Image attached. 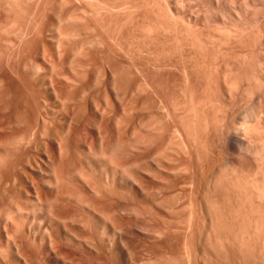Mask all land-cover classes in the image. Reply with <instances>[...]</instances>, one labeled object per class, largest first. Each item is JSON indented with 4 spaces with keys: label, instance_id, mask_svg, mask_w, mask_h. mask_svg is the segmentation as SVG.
Listing matches in <instances>:
<instances>
[{
    "label": "rangeland",
    "instance_id": "rangeland-1",
    "mask_svg": "<svg viewBox=\"0 0 264 264\" xmlns=\"http://www.w3.org/2000/svg\"><path fill=\"white\" fill-rule=\"evenodd\" d=\"M1 1V0H0ZM8 1V2H7ZM70 1V2H69ZM2 0L1 2H3V3H1L0 2V4L1 5H7V6H1V8H0V52H3V54L5 55V56H2L3 54L2 53H0V60H1V62H2V64H0V73L2 72V69H3V72L1 73V77L2 76H4V75H7L8 76V78L10 79V80H12L15 84H16V86L15 85H12L11 83H8L6 86H4V88L5 87H9V88H7V90H5V89H3V91H5V92H2L1 91V89H0V91L2 92V93H0V97H2V99L0 98V100H1V102L2 101H6L5 103L3 102V103H0L1 104V107H2V109H3V107H5L6 106V104L7 105H9V102H10V105L9 106H11V108H12V110L11 109H8V108H10L9 106H6L4 109H6V110H4L3 109V111H4V113H2V109H1V107H0V120L2 121V122H5V121H3L2 120V118H4V116H5V118H7V120H6V122H5V125L7 126L8 125V121H10V119L12 118V120H11V123H10V125L12 124V121L14 122L11 126H14V128L12 129L11 128V126L9 127L8 126V128H7V131H9V132H7V131H5V132H3L2 134H0V143H2V141L4 140V142L2 143V144H0V146H3L4 144H5V146L7 147V148H5V147H0V156H7L6 154H8V153H10V157H8L9 158V160H8V158L6 157V160L5 161H3L5 158H3V157H0V159L2 158L3 160H0V164H1V162L2 163H4V164H2V165H0V169L2 170L3 169V171H6L5 172V174H4V172L3 171H0L1 173L3 172V174H4V176H5V178L6 179H2V178H4V177H2L3 175L0 173V180L2 179V181L4 180V182H5V180L8 182V178L6 177V174L9 172V170L15 165V163H17L18 162V159H20V155L22 154V152L24 151V154H26V160L27 159H29V156H31L30 158H32V159H29V160H32V161H35L36 160V162L37 163H39L38 165H41V167L43 168V170H44V168H45V171H47V172H49V170H50V173H52V172H55L56 170H57V172L58 173H61L63 170L65 171L64 172V174L63 173H61V175L63 176V175H65L66 177H62L63 179L64 178H67V176L68 175H74V176H76L78 179H79V182L81 183H84L85 185H88V183L90 184V182H87V181H90V180H92L91 178H90V176L94 179V181L96 182L97 181V184L95 183V182H93V181H91V184L93 185V186H90L91 188L93 187L94 189L95 188H99L100 190H98V189H96V190H98V191H100L101 193H102V191L101 190H103V192L106 194V195H109L110 193H113L112 192V188L111 189H109V188H106V187H103V185H102V183H99L98 182V180H96V174L97 175H99V173L100 172H102V171H104V172H106V171H108V173L111 171V168H112V166H114L115 164H117V166H119L121 163V165L120 166H122V167H120L119 166V170H120V174H121V172H122V170H121V168L123 169V173H122V177H121V182H120V187H119V193H120V196H118V199H119V204H121L120 206L123 208V207H125V209L123 210L121 207H120V209H122V210H120L121 212L123 211V213H121L122 214V217H121V214H120V217H118V218H120L121 219V221H118L117 222V226L120 224V226H118L119 228H122L121 230H123L122 231V234H120L118 237H120L119 238V250H117V251H114L113 250V252L112 251H110V252H108L107 254L106 253H99V252H96V251H93V250H91V249H89L88 247H83V246H81L80 247V245H79V243H80V241L79 240H76V239H74L73 241H66V240H64L63 242L65 243V246L63 247V248H65V250H66V254H68V256H64L65 258H67V257H71V258H67V262H66V264H70V261H72V262H75L76 264L77 263H79V264H105V263H103L102 261L104 260V262H106V263H108V264H112V260L110 261L109 259L111 258V259H113L114 260V262L113 263H116V264H156V263H161V264H163L162 262L163 261H165L166 260V262H164L165 264H178V263H180V264H183V263H181V262H183L185 259H186V256H187V258H188V256H190L191 254V257L192 256H197L195 253H197L198 251H200V255H198V258L195 260L193 257V259L190 257V259H191V261H190V259H188V261H187V259L185 260V263L186 264H197V263H199V262H202L204 259V257H206V259H207V255L209 254V256L211 255V257L213 256V252H214V254H215V252L217 253V250H219V247L218 248H213V246L212 245H214V246H217L218 244L219 245H221L222 246V244L221 243H219L220 241H217L216 240V238L217 239H219V237L222 239L223 237L222 236H226L227 234V232H226V230H224L225 228H228V227H226V225H225V228L223 227L222 229L220 228L219 229V224L217 225L218 226V229H219V231L220 230H222V232H219L218 231V229H217V231L219 232V234L217 233L216 234V228L214 229V227H216V226H212L213 224H211L210 222H203V223H199V224H194V223H191L190 224V221H188V223L189 224H187L186 222H184V223H182V222H180V223H182L181 225H180V223H178L177 222V220H175V221H173L172 219L170 220V218H168V216H167V213H166V203H164L166 200H165V198H164V196L162 197L161 196V194H160V192L162 191V194H165L166 192H164L165 190H164V186H165V184H166V181H164V183H163V179L162 180H157V178L159 177V176H155V174H153V172H152V160H154V156H153V154L156 156L158 153H160V152H158V151H161L162 149H164L165 148V146H166V148L164 149V153L162 152V154H160V156H163V158L161 159V158H159L158 160H160V161H163V159H165L164 157H165V155H167L168 156V154H169V157H172V156H175L174 158H176V157H180V155L182 154V156H183V158H186V153L188 152V151H190V152H188L187 154V156H189V154H191V156L193 155V159L192 160H196V158H197V161H199V159L198 158H200V157H202L200 160H202V159H204V163L205 164H208V163H210V162H212L211 160H216V159H221L222 158V156H224V152H223V148H222V146L220 145L221 144V142H220V144H218V138H217V136H218V134L221 132V130H223L222 129V127L224 126L225 128L227 127V124L228 125H231L232 124V118H233V116H234V114H235V112L233 111V110H237L238 108H236V106L238 105V103H239V105L241 104V105H246V104H248L247 102H248V100H249V97L247 96V95H245V94H247L245 91H244V93L245 94H243L242 92H243V90H246L247 89V86H248V83H249V81L247 82V75L248 76H251V74L253 73V71H254V67L253 66H255L254 65V63L252 62V60L254 61V58H255V55H254V53H251V54H249L248 56H246L247 57V61H244V62H242V63H239V62H234L233 61V59H234V57L236 58L237 57V54L238 55H240L239 53H237V54H235L234 55V53H230L229 55L227 54V59L229 58V56H230V58L232 57V54H233V58L232 59H230L229 58V61H227V59H225V57H224V59L225 60H223L222 59V57H223V55H218V52H216V47L217 46H224L226 43H228V44H226L225 46H230V47H239V46H241V47H248L249 49H255V48H262V49H264V41L261 39L262 38V34H264V32L262 31V30H264V28H262V23L261 22H258V25L256 24V27L254 26L253 27V29H251V31L252 32H250V30L247 32H243V33H238L235 29H236V23L237 22H235L236 20H235V16H233L234 14H233V12L231 11V9L230 8H227L224 4H223V0H118V1H116V0H98L97 2H96V0H88L89 2L87 3V1H85V2H82L81 0ZM84 1V0H83ZM99 1H102L101 3L99 2ZM138 1V2H137ZM151 1V2H150ZM183 1V2H182ZM190 1V2H189ZM218 1H220L219 2V4L217 3ZM9 4H7V3ZM12 2V3H11ZM17 2V3H16ZM61 2H65V3H67V5L68 4H72V2H74L75 4L73 5V6H69V7H67V8H69V9H67L66 8V5H65V3L63 4L64 5V7H65V11H66V13H64L63 11H64V7L63 6H61L62 5V3ZM93 2V3H92ZM99 3V4H97L98 5V7H99V5H100V8L102 7V5H103V2L104 3H106V4H108V5H106L105 4V6L103 7V8H105V9H103V8H101V10H100V8L96 11V12H94L93 11V9L94 8H98L97 7V5H96V3ZM108 2V3H107ZM128 2V3H127ZM132 2V3H131ZM222 2V3H221ZM236 2H238V3H236ZM236 2H234V3H232V5L233 6H231L232 8H235V7H237L238 6V4H239V1H236ZM21 3V4H20ZM81 3V4H80ZM86 3V4H85ZM117 3V4H116ZM122 3H123V5H122ZM177 3H185L184 5H186V6H184V7H186V8H184L183 7V9H185V10H177ZM60 4V5H59ZM92 4V5H91ZM96 6V7H94V5ZM111 4V5H110ZM132 6H131V5ZM176 4V5H175ZM178 4V5H179ZM191 4V5H190ZM87 5H89V6H87ZM121 5V6H120ZM114 8H113V7ZM130 6V7H129ZM135 6V7H134ZM218 6V7H217ZM2 7H4V8H2ZM54 7V8H53ZM63 7V8H62ZM75 7H77L78 9L76 10V8ZM88 7H90V8H88ZM107 7V8H106ZM112 7V9H108V8H111ZM122 7H123V9L125 10H123L122 9ZM127 7V8H126ZM75 8V12L76 13H78L77 15L80 17V16H82L81 18H79V17H77V20H75L74 18H72V20L71 19H68V16H69V14H70V18H71V15H72V17H76L77 15H75V13L73 12V13H71L72 11H74L73 9ZM83 8H85V10L83 9ZM129 8V9H128ZM131 8V9H130ZM188 8V9H187ZM220 8V9H219ZM224 8V9H223ZM55 11V12H53V10ZM59 9V10H58ZM71 9V10H70ZM80 9H82V11L85 13V11H87L86 9H88L89 11H87L86 12V14H84L83 12H80L81 10ZM92 11H91V10ZM116 9V10H115ZM121 11H119V10ZM141 9V10H140ZM192 9V10H191ZM60 10H63V11H61V13H62V16L63 17H61L60 16ZM102 10H104V12H106V13H104ZM106 10V11H105ZM129 10H130V12H129ZM132 10V11H131ZM225 10V11H224ZM71 11V12H70ZM98 11H102V15L103 16H100L101 14H98L97 12ZM216 11V12H215ZM227 11V12H226ZM113 12V13H112ZM115 12V13H114ZM133 14H132V13ZM181 12V13H180ZM99 13H101V12H99ZM104 13V14H103ZM108 13H110V14H108ZM112 13V14H111ZM117 13V14H116ZM122 13V14H121ZM127 13V14H126ZM204 13H205V15H204ZM214 13V14H213ZM228 13V14H227ZM47 14H49V16L47 15ZM55 14V15H54ZM67 14V15H66ZM73 14H74V16H73ZM99 16H98V15ZM156 14V15H155ZM173 14V15H172ZM221 14L223 15V16H221ZM47 15V16H46ZM96 15V16H95ZM105 15H107V16H105ZM114 15V16H113ZM182 15V16H181ZM230 15V16H229ZM60 16V17H59ZM89 16H91V17H89ZM118 16V17H117ZM141 16V17H140ZM46 17L48 18V20H46ZM57 17V18H56ZM95 17V18H94ZM106 19H105V18ZM114 17H115V20H114ZM138 17V18H137ZM206 17V18H205ZM222 17H224L223 19H222ZM58 18H60V19H58ZM61 18H63V20H61ZM68 19L69 20V22H68V20L67 21H65L66 19ZM100 20H99V19ZM133 18V19H132ZM174 18V19H173ZM177 18V19H176ZM232 20H231V19ZM110 19H112V20H110ZM226 19H228V20H226ZM234 19V20H233ZM61 21V23L63 24V25H61L60 26V22H58V21ZM71 20V21H70ZM75 20V21H74ZM105 20V21H104ZM137 20V21H136ZM178 20H179V22H178ZM207 20V21H206ZM224 20V21H223ZM47 21V22H46ZM117 21V22H116ZM161 21V22H160ZM163 21V22H162ZM180 21H182V22H180ZM185 21H186V23H185ZM58 22V23H57ZM67 22V23H66ZM133 24H132V23ZM161 24H160V23ZM184 22V23H183ZM207 22V23H206ZM44 23V24H43ZM116 23V24H115ZM234 23V24H233ZM58 24V25H57ZM127 24V25H126ZM229 24V25H228ZM44 25V26H43ZM55 25H57V26H55ZM115 25V26H114ZM123 25V26H122ZM126 25V26H125ZM227 25V26H226ZM225 26V27H224ZM232 26V27H231ZM53 27V28H52ZM55 27H59V29L58 28H55ZM231 27V28H230ZM260 27V28H259ZM118 28V29H117ZM225 28H226V30H225ZM57 29V30H56ZM61 29V31H59ZM81 29V30H80ZM219 29V30H218ZM222 29V30H221ZM84 30V31H83ZM169 30V31H168ZM215 30V31H214ZM58 31V32H57ZM79 31V32H78ZM134 31V32H133ZM216 31H218V32H216ZM41 32V33H40ZM63 32V33H62ZM65 32H67V33H73V34H68V35H71V36H65L67 33H65ZM77 33L76 35L74 34V33ZM81 32V33H80ZM120 32V33H119ZM165 32V33H164ZM223 32V33H222ZM228 35V37H230L229 36V34H232V35H236L237 33V35L238 36H233V37H238V40H237V38H236V40L232 37V35H231V37H230V39H231V44H230V40L228 41L227 39H229V38H227V36L225 35V33ZM229 32V33H228ZM232 32H234V34L232 33ZM263 32V33H262ZM40 33V34H39ZM52 33V34H51ZM62 35H64V36H60L61 34ZM79 33H80V35H79ZM123 33V34H122ZM213 33V34H212ZM44 34V35H43ZM59 34V35H58ZM94 34V35H93ZM116 34V35H115ZM121 36H120V35ZM127 36H126V35ZM221 34H224L226 37H224V35H221ZM245 34V35H244ZM256 34H258V35H256ZM73 35H74V38H73ZM97 35V36H96ZM115 37H114V36ZM119 35V36H118ZM158 35V36H157ZM60 36V37H59ZM77 36V37H76ZM101 37V39H103L104 38V41H106L107 43L105 44V42H103V40L101 41L100 40V37ZM118 36V37H117ZM124 36V37H123ZM136 36V37H135ZM36 37H38V38H36ZM59 37V38H58ZM68 37V38H67ZM99 37V38H98ZM114 38V39H112V38ZM126 37H128V38H126ZM219 38V39H217V38ZM222 37V38H221ZM34 38V39H33ZM42 38H43V40H42ZM53 40H52V39ZM64 38H65V40H64ZM95 38V39H94ZM111 38V39H110ZM116 38V39H115ZM119 40H118V39ZM130 38V39H129ZM223 38H224V40H226V41H228V42H226V41H224L225 42V44L223 45V44H221V43H223V42H221V40L220 39H222L223 40ZM227 38V39H226ZM240 38V39H239ZM243 38H245V39H243ZM68 39V40H67ZM109 39H110V41H109ZM126 39V40H125ZM259 39H260V41H259ZM6 40V41H5ZM36 40V41H35ZM45 40V41H44ZM59 40H61V42H62V40H63V43H61ZM84 40V41H83ZM87 40V41H86ZM90 40H92V41H90ZM93 40H94V42H93ZM97 41V43H96V41ZM98 40L100 41V42H98ZM117 40V41H116ZM121 40V41H120ZM201 40V41H200ZM251 40V41H250ZM5 43H4V42ZM10 43H9V42ZM86 41V42H85ZM90 41V42H89ZM128 41V42H127ZM133 41V42H132ZM9 44H8V43ZM34 42V43H33ZM58 42H59V44H58ZM85 43V44H82V43ZM87 42L88 43H90V44H87ZM93 44H92V43ZM116 42V43H115ZM218 42V43H217ZM219 42H221V43H219ZM46 43V44H45ZM102 43V44H101ZM130 43V44H129ZM194 43V44H193ZM215 43V44H214ZM234 43V44H233ZM242 43V44H241ZM263 43V44H262ZM7 44V45H6ZM58 45V46H57ZM215 45V46H214ZM217 45V46H216ZM233 45V46H232ZM4 46V47H3ZM188 48H187V47ZM194 48H193V47ZM263 46V47H262ZM9 47H10V50H9ZM182 47H183V50H184V48H186L185 49V51H183V52H185V53H182V51H181V49H182ZM189 47H190V49H189ZM214 47V48H213ZM3 48V50L1 51V49ZM181 48V49H180ZM199 48V49H203V51H204V48L206 49V51H208L209 50V52H208V57H207V52L205 51V55L203 54V51L201 52V50H197V49ZM207 48H208V50H207ZM45 49V50H44ZM179 49H180V51H179ZM196 49V51L195 52H197V54L194 52V50ZM213 49V50H212ZM193 51V52H190V51ZM171 51H173V52H171ZM188 51V53L187 54H189V56L186 54V52ZM199 51V52H198ZM211 51H213V52H211ZM215 51V52H214ZM5 52V53H4ZM177 52H179L180 54H178ZM9 53V54H8ZM45 53V54H44ZM176 53V54H175ZM194 55V57H196V55H197V57H196V59L199 57L200 58V60H199V58L196 60L195 58V60L197 61H195L194 59H193V56H192V54ZM200 53H202V57H201V55H200ZM211 53V54H210ZM215 53L217 54V55H215ZM178 54V56H175L174 57V55H177ZM182 54H183V56H187L188 57V60L189 61H193L192 63L194 64V65H197L198 67H199V71H196L197 69H196V67L197 66H193V68H194V71H195V73H194V71H193V68L192 67H189V65H190V62L189 63H187L188 61H184V63H183V59L182 58H184L183 56H182ZM9 55V56H8ZM226 55V54H225ZM218 56V58H219V60H220V57L219 56H221V62L220 63H216V57ZM5 57V58H4ZM9 59H8V58ZM11 57V58H10ZM106 57V58H105ZM179 57V60L180 61H178V58ZM204 57V58H203ZM213 57V59H215V61L213 60V59H211ZM254 57V58H253ZM105 58V59H104ZM170 58L171 59H173V58H175V59H173V60H170ZM181 58V59H180ZM203 58V59H202ZM206 58L208 59V60H206ZM250 58V60H248ZM17 59V60H16ZM27 59V60H26ZM33 59V60H32ZM186 59V58H185ZM204 59H205V62H204ZM211 59V60H210ZM16 60V61H15ZM22 60V61H21ZM109 60V61H108ZM168 60V61H167ZM182 60V61H181ZM187 60V59H186ZM198 60L203 64V63H205V64H207V65H205L204 66V68H201L200 66H199V62H198ZM211 61V63H212V67L214 68H217L219 65V75L220 76H217L218 74H217V69L215 70V68L212 70L213 71V73L210 71V68H211V63H210V61ZM34 63H33V62ZM88 61V62H87ZM94 61V62H93ZM112 61V63H110ZM174 61V62H173ZM196 62V64H195V62ZM222 61H226L225 62V64L227 63V62H230L231 64H229V66H233V68H235V70L233 71V72H230L229 73V75L227 74V73H225V72H223V70L221 71V64L223 65V68L222 69H225V64H223L224 62H222ZM250 61H251V63H250ZM0 62V63H1ZM11 62V63H10ZM16 62H17V70H14V69H16V66H14V63L16 64ZM21 62V63H20ZM26 62H29V64H28V66H27V64H26ZM32 62V63H31ZM99 62V63H98ZM157 62V63H156ZM165 62H166V64H165ZM167 62H171V64H167ZM209 62V63H208ZM217 62H219V61H217ZM246 62V63H245ZM8 63V64H7ZM9 63L11 64V68H12V66H14L13 68H12V70H14V72L13 71H11L10 69L11 68H9L10 66H9ZM37 63V64H36ZM86 63V64H85ZM97 63V64H96ZM109 65H108V64ZM178 63H179V65H178ZM183 63V64H182ZM188 65H187V64ZM191 63V66L193 65ZM200 63V64H201ZM256 63V62H255ZM13 64V65H12ZM18 64H21V69L18 67V66H20V65H18ZM33 64V65H32ZM84 64V65H83ZM88 64H89V68L87 67L88 66ZM94 64V65H93ZM104 64V65H103ZM162 64V65H161ZM178 65V67L180 68H175V66L174 65ZM184 64H185V66H184ZM214 64H215V66H214ZM237 64V65H236ZM6 65V66H5ZM9 67H8V66ZM25 65V66H24ZM37 65V66H36ZM41 65V66H40ZM82 65L84 66V67H86V68H84V67H82ZM160 65V66H159ZM164 65H166V66H164ZM169 65V66H168ZM171 65H173V67L175 68V69H173L172 68V66ZM177 65H176V67H177ZM209 65V66H208ZM216 65H218L217 67H216ZM239 65V66H238ZM27 66V67H26ZM30 66V67H29ZM35 66V68H33ZM96 66V67H95ZM105 66V67H104ZM109 66V67H108ZM168 66V67H167ZM183 66V67H182ZM188 66V67H187ZM235 66V67H234ZM3 67V68H2ZM29 67V69H27ZM37 67V68H36ZM93 67V68H92ZM95 67V68H94ZM182 67V68H181ZM202 67H203V65H202ZM205 67H207V68H209V69H207L208 71H210V72H208L207 70L205 71ZM237 67H243V69H239L240 70V72H242L241 73V76H239V74H238V71H237ZM39 68V69H38ZM185 68H188L186 71H185ZM189 68H190V70H189ZM30 69H31V71H30ZM35 69H37V71L36 72H34L35 71ZM105 69V70H104ZM177 69V70H176ZM202 69V70H201ZM246 71H245V70ZM34 70V71H33ZM40 70V71H39ZM94 70V71H93ZM165 70H167V71H165ZM170 70H172V71H170ZM180 70H182V71H180ZM183 70H184V72H183ZM203 70L205 71V73L203 72ZM18 71H21V72H19L18 73ZM30 71V72H29ZM86 71H87V73H86ZM112 71V72H111ZM174 71V72H173ZM177 71V72H176ZM191 71V72H190ZM201 71H202V74H201V76L202 75H204V76H202L203 78H201V76L199 77V79H198V75H200L199 74V72L201 73ZM216 71V72H215ZM245 71V72H244ZM5 72V73H4ZM15 72H16V76H15ZM23 72V73H22ZM39 72V73H38ZM41 72V73H40ZM86 73V75L84 74V75H82L83 73ZM93 72V73H92ZM108 72V73H107ZM157 72H158V74H160V72H161V76L160 75H158L157 74ZM180 72H183L184 73V75L183 74H181ZM186 72V73H185ZM188 72H190V74H192V75H194V76H192V75H190V77H192L191 79V81H190V78H188L189 80H187V75H188ZM193 72V73H192ZM207 72L209 73L208 75V77H207ZM217 74V75H215V73ZM234 72L238 75V76H236L235 74H234ZM21 73H22V75H21ZM107 73V74H106ZM169 73H170V79L169 80H171V83H169L168 81V76H169ZM174 73V74H173ZM196 73H197V76H196ZM232 73V74H231ZM248 73V74H247ZM17 74H19L20 76H22V77H20V76H17ZM41 74V75H40ZM106 76H105V75ZM187 74V75H186ZM223 74H227V75H225V76H223ZM235 75V79H234V76H231V75ZM246 75V76H242V75ZM25 75V76H24ZM49 75H51V76H53V77H51V76H49ZM157 75V76H156ZM167 75V76H166ZM178 75V76H177ZM14 76V77H13ZM44 76H45V78L46 79H43L44 78ZM49 76V77H48ZM66 76L68 77L67 78V80L65 79L66 78ZM83 76V78H82V80L80 79L81 77ZM84 76H87V77H85L84 78ZM110 76V77H109ZM210 76H211V78H210ZM223 76V77H222ZM227 76H231V79L230 80H232V82L234 81H236L237 80V82H239L238 84H237V82H235L236 83V85L239 87H241V90H240V87L238 88L237 86H235V90L237 89V91H239L240 90V92H237V95H236V92H235V95H233V96H235V98H232L233 96H232V94H234L233 92H232V94H230L228 91H229V85H231V83H229L228 81H224V80H227V78L226 79H224L225 77H227ZM1 77H0V79H1ZM93 77V78H92ZM158 77V80L156 79ZM160 77H162V78H160ZM172 77V78H171ZM176 77V78H175ZM181 78V80L180 79H177V78ZM184 77V78H183ZM185 77H186V79H185ZM204 77L206 78V79H204ZM220 77H221V79H220ZM232 77H233V79H232ZM238 77V78H237ZM240 77V78H239ZM245 78L246 77V79L245 80H242V78ZM19 78L21 79V80H19ZM39 78V79H38ZM53 80H52V79ZM73 80V82H71L72 80ZM88 78V79H87ZM155 78V82L154 81H152L153 79ZM166 78V79H165ZM194 78V79H193ZM196 78V79H195ZM211 79V81L210 80H208V79ZM217 78L219 79V81L217 80ZM30 81H29V80ZM56 79V80H55ZM77 79V80H76ZM80 79V80H79ZM161 79H163L162 81H161ZM239 79H240V81H239ZM50 80V81H49ZM52 80V81H51ZM55 80V81H54ZM69 80H71V81H69ZM87 80V81H86ZM113 80V81H112ZM114 80H116V81H114ZM168 80V81H167ZM194 80H195V83L196 84H198L197 86H195L196 84H194V86H193V83H194ZM197 80V81H196ZM199 80H200V82H199ZM201 80H203V81H201ZM220 80H221V84H222V86L220 85V87H223V91L221 92V91H219V85L218 84H220L219 82H220ZM23 81V82H22ZM25 81V82H24ZM56 81L58 82V83H56ZM78 81V83L80 84H78V83H75V82H77ZM112 81V82H111ZM160 82V83H158V82ZM164 81H166V83H164ZM181 81V82H180ZM185 81V82H184ZM191 83H190V82ZM243 81V82H242ZM247 82V83H245V87H244V82ZM28 83V82H30V83H28V84H26V85H28L27 87H29V88H26V85L24 84H22V83ZM52 82H54V83H56L55 85H51V84H53ZM96 84H95V83ZM154 82V83H153ZM175 82V83H174ZM188 82V83H187ZM193 82V83H192ZM198 82V83H197ZM227 82L229 83V85L227 84ZM233 82V83H234ZM47 83V84H46ZM92 83V84H91ZM102 83V84H101ZM114 83V84H113ZM173 83L175 84V85H173ZM180 83V84H179ZM191 84L190 86V88H189V86L187 87L186 86V84ZM199 83H200V85H199ZM212 83V84H211ZM224 83V84H223ZM234 83V84H235ZM260 83V82H259ZM44 84V85H43ZM83 84V85H82ZM99 84V85H98ZM159 86H158V85ZM165 84V85H164ZM167 84H170L169 86L171 87V89L168 87V85ZM177 84H179V85H177ZM183 85V87L182 86H180V85ZM206 84H208V85H206ZM218 86H217V85ZM228 85V87H227V85ZM20 85V86H19ZM70 85V86H69ZM89 85V86H88ZM91 85H92V87H91ZM98 85V86H97ZM114 85L116 86L115 88H117V89H113V87H114ZM155 85H157V86H155ZM167 85V86H166ZM203 85V86H202ZM259 85H261V83L259 84ZM11 86V87H10ZM33 86H35V87H33ZM56 86V88H54ZM78 86V87H77ZM81 88H80V87ZM84 86V87H83ZM96 86V87H95ZM179 86V87H178ZM186 86V87H185ZM207 86V87H206ZM210 86V87H209ZM49 87V88H48ZM72 87H74V88H72ZM76 87H77V90H78V88L80 89V92H79V90L77 91V92H79V93H74V94H76V96H74L73 94H71V92L73 91V90H75L76 91ZM86 87H90V88H87V91L85 90L86 89ZM176 87H178V89L179 90H177V88ZM180 87H181V90L183 91V93H182V91L180 90ZM185 87V88H184ZM232 87H233V84H232ZM243 87V88H242ZM30 88H31V90H32V88H34V91H35V93H37V94H35L34 93V91L32 90H30ZM54 88V89H53ZM69 88V89H68ZM82 88H84L83 90H84V92H83V94L85 93V91L86 92H88L87 94H84V96L85 95H88L87 96V98L85 97V99L83 98V100L81 99L80 100V96H81V98H82ZM92 88H94V89H92ZM155 88V89H154ZM157 88V89H156ZM176 88V89H175ZM184 88V89H183ZM187 88V89H186ZM189 88V89H188ZM216 88H218V89H216ZM10 89V90H9ZM56 89V90H55ZM65 89V90H64ZM170 89V90H169ZM239 89V90H238ZM28 90H30L31 92H29ZM58 90H59V93H58ZM71 90V91H70ZM95 90V91H94ZM117 90V91H116ZM175 90H176V92H175ZM188 90V91H187ZM249 90V89H248ZM11 91V92H10ZM18 91V92H17ZM64 91V92H63ZM90 91V92H89ZM92 91V92H91ZM126 91V92H125ZM185 91V92H184ZM7 92V94H3V93H6ZM14 94H13V93ZM25 92V93H24ZM61 92H63L62 94H64V95H62V96H60L61 95ZM74 92V91H73ZM72 92V93H73ZM175 92V93H174ZM186 92H187V95H186ZM215 92V93H214ZM10 93V94H9ZM17 93V94H16ZM30 93V95L31 96H29L28 94ZM35 94V96H36V98H37V100H34V99H36L35 98V96H34V94ZM56 93H57V95L58 94H60L59 96L62 98L61 100H64V103L66 104L67 102H65L66 101V99L65 98H67L66 96H68V99H70L69 98V96H72L73 95V97H75L77 100H80V101H77L76 99H74L73 97H71L72 99H71V101L69 102V103H67V106L66 107H64L63 106V104H62V102L63 101H61L60 100V97H59V99H58V97H57V95H56ZM93 93V94H92ZM115 93H117L118 94V96H117V94H115ZM132 93V94H131ZM170 93V94H169ZM180 93V94H179ZM190 93V94H189ZM226 94V95H228L227 96V99L228 100H226V101H224L223 102V99H222V95L223 94ZM239 93V94H238ZM8 94H9V97H8ZM12 94H13V96H12ZM25 96V98L23 97V95ZM70 94V95H69ZM81 94V95H80ZM111 94V95H110ZM245 95V96H242L243 97V100H242V98L240 97V95ZM5 95V97H3ZM30 97V99H32V100H30L31 102H32V104H30L31 102L28 100V97ZM32 95H33V97H32ZM56 95V96H55ZM92 95H93V97H92ZM100 95V96H99ZM118 97V99H116L117 97ZM174 95H176V96H174ZM221 95V96H220ZM230 95H231V97H230ZM110 96V97H109ZM193 96V97H192ZM247 96V97H246ZM264 91H263V94H262V97H261V99L263 98L264 99ZM7 97V98H6ZM11 97H12V99H11ZM15 97V98H14ZM39 97V98H38ZM43 99H42V98ZM122 99H121V98ZM187 97V98H186ZM192 97V98H191ZM247 99H245V98ZM24 98V99H23ZM92 98H95V99H92ZM131 98V99H130ZM175 98V99H174ZM216 98H219V100L218 99H216ZM241 98V99H240ZM260 98V97H259ZM257 99V104L258 105H260L259 104V102H260V100L261 99ZM4 99H6V100H4ZM10 101H9V100ZM26 99H27V101H26ZM40 100V104H42V107H38V105H40L37 101H39ZM47 101H46V100ZM57 99V100H56ZM67 99V100H68ZM113 99V100H112ZM170 99V100H169ZM179 99V100H178ZM194 99V100H193ZM235 99V100H234ZM238 99V100H237ZM263 99H262V101H263ZM9 102H8V101ZM17 102H15V101ZM23 100V101H22ZM72 100H74V101H76V105H75V103H74V101H72ZM87 100H88V102H87ZM95 100V103H96V105L98 106V104L102 107V109H100L101 107L100 106H98L99 108H96V106H95V104H94V101ZM97 100V101H96ZM121 100V101H120ZM229 100H231V102L229 101ZM235 101V102H237V103H233V101ZM237 100V101H236ZM246 100V101H245ZM259 100V101H258ZM12 101V102H11ZM22 101V102H21ZM28 101H29V104H27L28 103ZM45 101V102H44ZM55 101H56V103H55ZM61 101V102H60ZM84 101V102H83ZM177 101V102H176ZM194 101V102H193ZM219 101V102H218ZM240 101V102H239ZM245 102L244 104H242V102ZM8 102V103H7ZM18 102H19V104H18ZM21 102V103H20ZM27 102V103H26ZM169 102H171V103H169ZM173 102V103H172ZM218 102V103H217ZM220 102H221V104H220ZM264 102V101H263ZM37 103V104H36ZM48 103L50 104V105H48ZM55 103V104H54ZM59 103V104H58ZM93 103V104H92ZM101 103V104H100ZM168 103V104H167ZM175 103H177L176 105H175ZM184 103V104H183ZM191 103V104H190ZM194 103V104H193ZM225 103V104H224ZM231 103V104H230ZM234 104V106H233V104ZM250 103V102H249ZM12 104H13V106H12ZM21 104V105H20ZM54 104V105H53ZM77 104H79V105H77ZM83 104V105H82ZM229 106H227V105ZM236 104V105H235ZM19 105V106H18ZM31 105H32V108H31ZM46 105H48V106H46ZM59 105V106H58ZM69 105H71L70 106V110H69V112L67 113L66 112V109H68L67 107H69ZM82 105V106H81ZM89 105V107H88V112H87V110H86V115H84L85 114V109L87 108L86 106H88ZM105 105V106H104ZM107 105V106H106ZM171 105V106H170ZM175 105V106H174ZM216 105V106H215ZM222 106V108L223 109H221V106ZM231 105V106H230ZM239 105H238V107H239ZM263 105H264V103L262 104V107H263ZM15 106H17V108L15 107ZM20 106H21V108H20ZM47 107V108H45V109H47L48 110V112H47V110L45 111V109L43 108V107ZM55 106V107H54ZM73 106H75L76 108L77 107H82V109H83V106H85L84 107V109L82 110V111H84L83 113H82V111H81V114H80V116L82 117V119H80L79 120V122H77L78 121V116L77 115H79V111H78V114L76 115L75 114V112L78 110V109H80V108H77V109H75V110H73L75 107H73ZM109 106V107H108ZM173 106V107H172ZM177 106V107H176ZM224 106L226 107V108H229V110L228 109H226V108H224ZM24 107H27L26 109H27V111H28V113L26 114V112L27 111H24V110H26V109H24ZM51 107V108H50ZM62 107H64L65 108V111H64V108H62ZM104 107H105V110H104ZM156 107V108H155ZM176 107V109H174ZM191 107V108H190ZM192 107H193V109H192ZM194 107H195V109H194ZM230 107H231V111H230ZM235 109H234V108ZM13 108H14V110H13ZM20 108V109H19ZM28 108H30L29 110L31 111H29L28 110ZM54 108H56L55 110V112L53 113V109ZM60 108H61V111H62V109H63V113H61V111H60ZM153 108V109H152ZM165 108V109H164ZM23 109V110H22ZM33 109V110H32ZM44 109V110H43ZM100 109V110H99ZM169 109V110H168ZM174 109V110H173ZM191 109H192V111H193V113H191L192 111H191ZM8 110V114H7V112H5V111H7ZM20 110H21V112H20ZM36 110L37 111H39V110H42L41 112H42V114L43 113H45V112H47V113H49L50 114V116L52 117H50V116H47V113H45V115L43 114H41L40 115V111L38 112L39 113V115H40V118H42V119H44V120H46V119H48L49 117H50V119H52L51 121H53V117H54V119L56 118H58L57 120L55 119L54 120V122L53 123H55L56 121V123L55 124H57V125H53L52 126V123H51V121H50V119H49V121H48V123H49V125L47 124V120L45 121V123L49 126V128H48V130L50 129V127L52 126V128L50 129V132L45 128L44 129V132H43V134H42V136L43 135H45L46 134V131L45 130H47V132H49L50 134H48V137L47 136H45V140L47 139V142L49 141L50 143V146H52V148L46 143V146L49 148H51L52 150V153H51V155L50 156H53V154H54V157L55 158H57V159H55L54 161L52 160V159H54V157L52 158H49L50 156H49V152H50V148H49V150H48V148L45 146V141H44V137L42 138V137H40V139H38V141L37 140H35L34 139V137H32L31 135L32 134H28V135H30V136H28L27 135V137H26V132L25 131H27L28 133H30V132H33V127H31L32 126V124H30L29 126L31 127H29V130H28V123H32L33 121H31V119L32 120H34L35 119V114H34V112H36ZM96 110H97V112H96ZM161 110H163V111H161ZM175 110H177V112L175 111ZM183 110V111H182ZM194 110H195V112H194ZM221 110H222V112L223 113H225L226 111V113L225 114H222V112H221ZM224 110V111H223ZM68 111V110H67ZM73 111H75V112H73ZM103 113V111H107V114L108 115H103V114H101V112ZM176 113H175V112ZM186 111H188V112H186ZM191 111V112H190ZM196 111H198V112H196ZM229 111V112H228ZM25 112V113H24ZM33 112V113H32ZM58 112H60V113H58ZM170 112V113H169ZM232 112H233V115H232ZM10 113V114H9ZM12 113H13V115H12ZM17 113H19L18 115H19V117L17 116ZM57 113H58V115H57ZM99 113V114H98ZM167 113V114H166ZM188 113H190V114H188ZM196 113V114H195ZM199 114V116H198V114ZM230 113V114H229ZM24 116L25 114L27 115V116H22V115ZM29 114V115H28ZM30 114H34L33 116L32 115H30ZM48 114V115H49ZM65 114V115H64ZM69 114V115H68ZM74 114V116H72ZM177 114V115H176ZM183 116H182V115ZM185 114V115H184ZM187 114V115H186ZM56 115L58 116V117H56ZM70 115H71V117H72V119H71V117H70ZM75 115H76V118L77 119H75ZM101 115V116H100ZM191 115V116H190ZM224 115V116H223ZM228 115H229V118H228ZM231 115V116H230ZM14 116H16V118L18 117L20 120H21V118H20V116H22V118H24L23 120H21V122H22V124H25L24 126L21 124V122L19 121H16V118L14 117ZM29 116H32V117H29ZM45 116H47V118L45 117ZM64 116H66V117H64ZM79 116V117H80ZM103 116V117H102ZM182 116V117H181ZM198 116V117H197ZM26 117L28 118L29 117V120L31 121H26L27 119H26ZM46 119H45V118ZM63 117V118H62ZM90 117V118H89ZM102 117V118H101ZM110 117V118H109ZM190 117V118H189ZM224 119H223V118ZM4 118V119H5ZM73 118H74V120H73ZM93 118V119H92ZM104 118V119H103ZM109 118V119H108ZM166 118V119H165ZM189 118V119H188ZM195 118V119H194ZM228 120H227V119ZM96 119V120H95ZM99 119V120H98ZM105 119H107V121L105 120ZM160 119H161V121H160ZM168 119V120H167ZM222 119L223 120H227L226 122H225V124H221V121H222ZM69 120V121H68ZM72 120H73V122H72ZM83 120V121H82ZM86 120V121H85ZM95 120V121H94ZM158 120V121H157ZM164 120H166V121H164ZM196 120H198V121H196ZM213 120V121H212ZM219 120V121H218ZM221 120V121H220ZM0 121V122H1ZM25 121H26V123H25ZM66 121V122H65ZM75 121V122H74ZM116 121V122H115ZM157 121V122H156ZM200 121V122H199ZM15 122H17V123H15ZM82 122V123H81ZM160 122V123H159ZM173 122H175V123H173ZM219 122H220V124H221V126H220V124H219ZM223 122V121H222ZM223 122V123H224ZM260 122V121H259ZM258 122V123H259ZM19 123H20V125H19ZM65 125H64V124ZM67 123V124H66ZM71 123V124H70ZM74 123V124H73ZM75 123H77L76 125H75ZM88 123V124H87ZM155 123V127L153 126V124ZM157 123H159V124H161V125H157V127H156V124ZM181 123H183V124H181ZM263 123V125H264V122H262ZM261 123V124H262ZM0 124H2V123H0ZM15 124H17V125H15ZM60 126H59V125ZM80 124V125H79ZM96 124H98V125H96ZM103 124V125H102ZM177 124V125H176ZM69 125H70V128H72L71 129V131L69 132ZM73 127H72V126ZM86 125V126H85ZM101 125V126H100ZM118 127H117V126ZM151 125V126H150ZM175 125V126H174ZM201 125V126H200ZM214 125V126H213ZM223 125V126H222ZM226 125V126H225ZM256 133L258 134L259 132L258 131H260V134L261 133H263L264 132V130L262 129V127H260V124H257V122H256ZM258 125V126H257ZM262 125V126H263ZM20 126V127H19ZM21 126H23L22 128H21ZM57 126V127H56ZM77 126H79V127H77ZM162 126V127H161ZM199 126V127H198ZM217 126L219 127L218 129H217ZM47 127V126H46ZM66 127V128H65ZM76 127V128H75ZM153 127L155 128L154 130H153ZM192 127V128H191ZM16 128V129H15ZM21 128L22 129V131L21 130H19V129ZM57 128H60V130H61V134L62 135H60V132H59V134L57 133L58 131H60L59 129H58V131H56L57 130ZM64 128L66 129V130H64ZM158 128V130H156ZM12 129V130H11ZM52 129H53V131H52ZM162 129V130H161ZM164 129V130H163ZM176 129V130H175ZM177 129H178V131H180V129H181V132L182 133H180V135H179V133L178 132H176L177 131ZM189 129V130H188ZM216 129H217V131H216ZM14 130H16L17 132H15ZM23 130H24V132H23ZM62 130H64L63 132H62ZM121 130V131H120ZM169 130V131H168ZM219 130H220V132H219ZM225 130V129H224ZM30 131V132H29ZM120 131V132H119ZM157 131V132H156ZM159 131H161V132H159ZM164 131V132H163ZM189 131V132H188ZM204 131V132H203ZM261 131H263V132H261ZM13 132V133H12ZM65 132H66V134H65ZM69 132V133H68ZM72 132V133H71ZM25 133V134H24ZM54 133H56V135L55 136H57V138L56 139H59V140H57V142L59 141V143H57L56 142V139H55V137H52V135L54 136ZM100 133V134H99ZM160 133V134H159ZM209 133V134H208ZM17 134V135H16ZM23 134H24V136H25V138H27V143L29 144V138H31L32 140H34V142L32 141L30 144H32V145H28V147H27V144H24V145H22L23 143H25V140H24V142H23V140H21L22 142H20V141H14L16 144H19V142L21 143V145L22 146H24V147H21V146H19V147H21L22 148V152H21V149L19 150V147L14 143V142H12L13 140V137H17V139L19 138L18 136H20V139H25L24 138V136H23ZM68 134V135H67ZM175 134V135H174ZM184 134V135H183ZM191 134V135H190ZM264 134V133H263ZM9 135V136H8ZM21 135H22V138H21ZM59 135L61 136V137H65V139L63 138V139H61L60 137H59ZM81 135V136H80ZM204 135V136H203ZM262 135V134H261ZM13 136V137H12ZM8 137H10V139L9 140H11L10 142L11 143H14L17 147H18V149H17V147H14L13 148V146H15L14 144H11V143H9L8 142V144H10L9 145V147L7 146L8 144H6V142L7 141H9L8 140ZM49 137L51 138V139H49ZM102 137V138H101ZM104 137V138H103ZM116 137V138H115ZM156 137H157V139H156ZM179 137V138H178ZM182 137V138H181ZM190 137V138H189ZM192 137V138H191ZM198 137V138H197ZM207 137V138H206ZM212 137V138H211ZM214 137H216V138H214ZM42 138V139H41ZM68 138V139H67ZM82 138V139H81ZM171 138V139H170ZM173 138V139H172ZM176 138V139H175ZM196 138V139H195ZM200 138V139H199ZM15 140H16V138H14ZM20 139H18V140H20ZM117 139H119L118 141H117ZM169 139V140H168ZM29 140V141H28ZM51 140V141H50ZM61 140H63V141H61ZM157 140V141H156ZM166 140V141H165ZM173 140V141H172ZM186 140V141H185ZM189 140V141H188ZM36 141V142H35ZM44 141V142H43ZM52 141H55V142H52ZM117 141V144L120 146V148H121V150H116V148H118V147H115V150H114V148H112V147H114V146H117V144L115 143ZM151 141V142H150ZM168 141V142H167ZM172 141L173 143H171L170 144V142ZM182 141V142H181ZM183 141H184V143H183ZM190 141H194L193 143L192 142H190ZM195 141H196V143L197 142H199V151H196L195 149H197V147H198V145L195 143ZM205 141V142H204ZM37 142L39 143V144H37ZM60 142H62L63 143V145H60ZM112 142H114L115 143V145H113L112 146V144H114V143H112ZM153 142V143H152ZM158 142V143H157ZM178 142V143H177ZM190 142V143H189ZM61 143V144H62ZM169 144V145H171V147L169 146V145H165V144ZM181 143V144H180ZM188 144V146L190 147L189 149H188V146H187V144ZM38 145V148H37V145ZM42 144H44V145H42ZM58 144L60 145V147L58 146ZM123 144V145H122ZM173 144V145H172ZM184 144V145H183ZM191 144V145H190ZM193 144V145H192ZM197 146H196V145ZM204 144V145H203ZM12 145V146H11ZM44 146L43 148H45V149H43L42 148V146ZM112 147H111V146ZM131 145V146H130ZM152 145V146H151ZM157 145H159V146H157ZM176 145V146H175ZM180 146V148L178 149L177 147H179ZM186 145V146H185ZM11 146V147H10ZM29 146H32V148H33V150L32 149H29ZM35 146H36V148L38 149V151H37V149H35ZM41 146V147H40ZM63 146V149L64 150H62L61 149V147ZM170 148H169V147ZM176 147V149H172L171 150V148L173 147V148H175ZM181 146H183V147H185L186 148V151H185V148L183 149ZM193 146H195L196 148H193ZM201 146V147H200ZM204 146V147H203ZM215 146H217V147H215ZM25 147H26V151H25ZM110 147H111V149H110ZM9 148H10V150H9ZM31 148V147H30ZM40 148H42V150L40 149ZM119 148V149H120ZM154 148V149H153ZM170 150H168V149ZM194 150H193V149ZM205 148V149H204ZM15 149H17V152H15ZM47 149V150H46ZM60 149H61V151H63L62 153H63V155L65 156H63V155H61L62 153H61V151H60ZM101 149V150H100ZM153 149V150H152ZM158 149H160V150H158ZM201 149H202V151H201ZM220 149V150H219ZM12 150V151H11ZM32 150V151H31ZM44 150H46V151H44ZM155 150H157V154H155L154 153V151ZM173 150H177V151H179V152H176V151H174V152H176V153H180V155L178 154H173L174 152H173ZM181 150V151H180ZM183 150L186 152L185 154L183 153ZM3 151H4V153L5 154H3ZM8 151H11V152H8ZM40 151V152H39ZM60 151V152H59ZM107 151V152H106ZM112 151H117L116 153H113V155L114 154H119V158H120V160L121 161H119L120 162V164H119V162L117 163H115V164H109L108 162H112L113 163V161H111V160H115L116 158H117V156H112V154H111V156L109 155V153H111ZM120 151V152H119ZM122 151V152H121ZM124 151V152H123ZM167 151V153H165ZM170 153H169V152ZM172 151V152H171ZM194 151L195 152H198V154H196V153H194ZM204 151V152H203ZM208 151V152H207ZM211 151H213V153H215L214 155L212 154V152ZM6 152H8V153H6ZM12 152H15V154L16 153H18V154H20L19 156H18V154H16V155H14V153L12 154ZM30 152V153H29ZM45 152H47V154H48V156H47V154L45 153ZM54 152V153H53ZM55 152H56V154H55ZM65 152V153H64ZM119 152V153H118ZM201 154H200V153ZM210 152H211V156H213V157H211L210 156ZM220 152H221V155H220ZM223 152V153H222ZM35 153V154H34ZM61 153V154H60ZM82 153V154H81ZM150 153V154H149ZM194 153V154H193ZM205 153H206V155H205ZM209 153V154H208ZM219 153V154H218ZM12 154V155H11ZM34 154V156H32ZM95 154H96V157H95ZM196 154V155H195ZM208 154V155H207ZM217 154V155H216ZM14 155V156H13ZM29 155V156H28ZM61 155V156H60ZM75 155V156H74ZM98 155V156H97ZM103 155V156H102ZM152 155V156H151ZM177 155V156H176ZM200 155V156H199ZM204 155L205 156H207V157H204ZM220 155V156H219ZM12 156V157H11ZM63 156V157H62ZM158 156H159V154H158ZM158 156L156 157V158H158ZM159 156V157H160ZM189 157V158H186V160H185V163L187 164V162H188V169H190V171H192V166H190L191 164H192V162H191V158L192 157ZM198 156V157H197ZM208 156H210L209 158L211 159V160H209L210 162H208L207 160H208ZM217 156V157H216ZM15 158V159H12V158ZM37 157V159L39 160V161H37V159H35ZM73 157V158H72ZM104 157H105V159H104ZM111 159H110V158ZM113 157H115V158H113ZM153 157V158H152ZM86 158H87V160H86ZM94 158V159H93ZM98 158H99V160H98ZM106 158H109L110 160H108V159H106ZM113 158V159H112ZM119 158L118 159H116L115 161H117V160H119ZM167 158V157H166ZM11 159H12V161H11ZM49 159H50V161H49ZM61 159V160H60ZM67 159V160H66ZM188 159V160H187ZM16 160V161H15ZM25 160V161H26ZM44 160V161H43ZM45 160H46V162H45ZM52 160V161H51ZM70 160H71V162L72 163H70ZM101 160H102V162H101ZM8 161V162H7ZM65 161H66V163H65ZM87 161V164L85 163ZM100 161V162H99ZM107 161V162H106ZM191 163H190V162ZM196 161V162H197ZM234 161V160H233ZM5 162H7V163H5ZM10 162V163H9ZM13 162V165H10L11 163ZM40 162H41V164H40ZM52 162H56L55 164V166H59V169H56V167L55 166H52V165H54V164H52ZM60 162V163H59ZM62 162H63V164H62ZM82 162V163H81ZM92 165V169L94 170H92L91 169V166H90V164ZM106 162V163H105ZM200 162V161H199ZM203 162V161H202ZM207 162V163H206ZM48 163V164H47ZM100 163H102V164H100ZM203 163V164H204ZM6 164H8V165H6ZM52 164V165H51ZM72 164V168L70 167V165ZM106 164V165H105ZM119 164V165H118ZM190 164V165H189ZM205 164L202 166V163H201V165L200 166H202V167H205ZM49 165H51V167L52 168H50V167H48ZM61 165H63L62 166V168H60V166ZM66 165V166H65ZM82 165H84V167L82 166ZM2 166V167H1ZM8 168H7V167ZM25 166V165H24ZM66 168H65V167ZM80 166H82L84 169H81V167ZM110 166V167H109ZM150 166V167H149ZM4 167H5V169H8V170H5L4 169ZM11 167V168H10ZM95 167V168H94ZM105 167V168H104ZM201 167V168H202ZM48 168V169H47ZM53 168H55V170L53 169ZM58 168V167H57ZM88 168V169H87ZM101 168V169H100ZM52 169L54 170V171H52ZM61 169V170H60ZM66 169V170H65ZM71 169V170H70ZM100 169V170H99ZM203 169V168H202ZM25 170L27 171H30V174H33L34 175V171L31 169V168H29L28 167V165H26L25 166ZM59 170L61 171V172H59ZM70 170V171H69ZM83 170V171H82ZM84 170H86V172L85 173H87V174H85V173H83L84 172ZM91 170H92V172H91ZM27 171V172H28ZM71 172L70 174H69V172ZM77 171L78 172H80L81 171V175H83L84 177H86V175L87 176H89L88 178V180H87V177H86V182L84 181V180H82L81 181V178H83V176L81 177L80 176V173H79V175H78V173H77ZM146 171V172H145ZM32 172V173H31ZM56 172V173H57ZM68 172V175L66 174ZM126 172V173H125ZM29 173V172H28ZM56 173H54V175H56L57 176V174ZM162 173V172H161ZM53 174V173H52ZM85 174V175H84ZM59 175V174H58ZM61 175H59L60 176V178H61ZM94 175V176H93ZM139 175V176H138ZM134 176V177H133ZM156 177V181L154 180V178ZM127 177V178H126ZM71 178V177H70ZM143 178V179H142ZM65 180H68V184H66V186H64L65 184L63 183V181L61 182L62 184H61V186H60V188L62 189L61 191H63V192H65V193H68V189L69 188H71V189H73V190H71V189H69L70 190V192H73V194L75 193V195L74 196H80L81 194V192H82V195H83V192L85 193L84 195V197L86 198H82V199H84V202H88V200H91V202L93 201V200H95L96 198V200H97V203H98V207H101V201H102V199H101V196H100V194L98 195V197L97 196H95V195H93L92 193H90V192H88L86 189H83L82 187H81V185L78 183V184H76L75 182H71V180L68 178V179H65ZM64 180V181H65ZM109 180H111V179H109ZM124 181V182H123ZM139 181V182H138ZM3 182V184L4 185H2V183L0 182V184L3 186V187H1L0 189H2V190H0L1 191V193H0V198L2 197V196H5L4 194H9V189H8V191L7 190H5V189H7V186H6V184H7V182H5L4 183ZM65 182V183H66ZM69 182H70V184H69ZM141 182V183H140ZM94 183H95V185L97 186H95L94 185ZM106 184H107V182H105ZM158 183V184H157ZM76 184V185H75ZM100 184H101V186H100ZM140 184V185H139ZM155 184V185H154ZM156 184L157 185H160V186H162L161 188H160V192H159V190L156 188ZM62 185H63V187H65L64 188V190H63V188H62ZM68 185V186H67ZM16 186L18 187V192H17V188L16 187H13V188H15V190L13 189V194L15 195L16 193H17V196H16V200L17 201H19V202H21V203H19V204H21L22 206H23V208L25 209V208H27V206H25V204H23V201L24 200H22L21 201V199H20V197H19V195H20V193H21V191H22V189H21V187L20 186H18L17 184H16ZM77 188H80L79 190L78 189H76V187ZM79 186V187H78ZM95 186V187H94ZM155 188H154V187ZM104 189H103V188ZM144 187V188H143ZM5 188V189H4ZM153 188V189H152ZM105 189H108L107 191L105 190ZM122 189V190H121ZM163 189V190H162ZM6 191V192H3V191ZM67 190V191H66ZM76 190H78V193L80 194H78V193H76ZM80 190H82L81 192H79ZM154 191L155 190V192H150V191ZM16 191V192H15ZM75 191V192H74ZM156 191H158L159 192V194H157V195H159L160 197H155V196H157V195H155V196H151V195H154V194H156ZM89 193V195L92 197H90L89 198V196H87L86 194H88ZM150 193H152V194H150ZM7 194V195H8ZM19 194V195H18ZM69 194V193H68ZM72 194V195H73ZM78 194V195H77ZM123 196H122V195ZM6 195V196H7ZM113 195V194H112ZM111 194L109 195V196H112ZM70 196H71V193H70ZM87 196V197H86ZM150 196V197H149ZM17 197H19V200H18V198ZM80 197H82V196H80ZM154 198V200H152L153 198ZM76 198H78V197H76ZM98 198H100V199H98ZM128 198V199H127ZM156 198L158 199V200H156ZM164 199V201H162L163 199ZM194 198V197H193ZM88 199V200H87ZM133 199V200H132ZM163 202V204L165 205V209L163 208V207H161V204H162V202L160 201V200ZM208 199H209V197H208ZM210 199H211V197H210ZM212 199H214V197L212 198ZM16 200H13L14 201V203L16 204ZM81 200V199H80ZM87 200V201H86ZM96 200L95 201H93V202H95L96 203ZM98 200H101V201H98ZM121 200V201H120ZM158 201V203L160 204V205H158V203H156V201ZM12 201V202H13ZM16 201V202H15ZM45 200H43V202H44ZM100 202V203H99ZM6 203V202H5ZM4 202H1V204H0V207H2V208H0L1 210L3 209V208H5V209H3L2 211H3V213H2V211H0L1 213H0V216H3V215H6L5 214V212H10V211H6L7 209H11V208H8V204H5ZM8 203V202H7ZM14 203H11V204H9V205H11V206H13V208L14 207H16V205L18 204H14ZM88 203H90V201L88 202ZM96 203V204H97ZM155 203V204H154ZM4 204V205H3ZM18 204V205H19ZM91 204V203H90ZM90 204H89V206H90ZM162 204V205H163ZM57 205V204H56ZM93 205V204H92ZM163 205V206H164ZM219 205V204H218ZM5 206V207H4ZM7 206V207H6ZM103 206V205H102ZM133 206H134V208H133ZM153 206V209L151 208ZM220 206V205H219ZM219 206H217V207H219ZM10 207V206H9ZM30 207V206H29ZM58 209H60V210H62L61 208H63V207H61V205H57L56 206ZM93 208V210L94 209H96L97 208V205H93L92 206ZM131 207V208H130ZM154 207H156L155 209H154ZM159 207V208H158ZM216 207V208H217ZM7 208V209H6ZM65 208H67V209H65ZM69 208H70V210H71V202H70V205L68 206V205H66V207H64V209L63 210H68V211H70L69 210ZM98 209H100V210H98ZM102 209H103V207H102ZM157 209V210H156ZM218 209V208H217ZM216 209V210H217ZM219 209H220V211L222 210H224V208L223 209H221V206L219 207ZM150 210V211H149ZM153 210H155L156 211V213L159 211L160 213H157V215L159 214V216L158 217H156L157 215H156V213H154V215L152 216L151 214H153L152 212H155V211H153ZM5 211V212H4ZM95 211H98V212H100L101 211V208H97ZM125 211V212H124ZM128 211V212H127ZM135 211V212H134ZM152 211V212H151ZM218 211V210H217ZM219 211V212H220ZM71 212V211H70ZM102 212H104V210L102 211ZM102 212H100V213H102ZM7 213V214H8ZM145 213V214H144ZM163 213V214H162ZM2 214V215H1ZM80 214V212L78 213V211H77V214H76V216H78ZM86 213H84V211L83 212H81V216L79 215V217H77V219L79 220H77L78 221V223H80L81 224V222H83V220L85 221V223H83L84 225H82L83 227L81 228V231H82V233H85L86 234V236L88 235H91V233H92V229L94 230V228H95V230H96V227H95V222L94 221H96L97 219V217H95L94 219H93V216L91 217L89 214H86ZM99 214V213H98ZM104 214V215H103ZM39 215V217H40V213L38 214ZM82 215H84L83 216V220L81 219V217H82ZM89 215V216H88ZM100 215V214H99ZM160 215H163V216H160ZM167 216L166 218H167V220H166V218H165V216ZM102 216H104V217H106L107 216V214L105 215V213H102ZM101 216V217H102ZM38 217V218H39ZM154 218V222L156 223L155 224V226H156V228H155V226H154V222L152 223V220H153V218ZM162 217V219H160ZM111 218V217H110ZM118 218H116V219H118ZM148 218V219H147ZM155 218H159V219H155ZM69 219V218H68ZM68 219H66L65 218V220L64 221H68V222H70ZM88 219V220H87ZM119 219V220H120ZM149 219H152V220H149ZM80 220H82L81 222H80ZM157 222H156V221ZM160 222H159V221ZM163 220V221H162ZM164 220L167 222V224H170L171 223V232H172V235L170 234L169 235V233H171V232H169V230H170V226L169 225H167L166 223H164ZM66 221V222H67ZM112 221V220H111ZM116 221V220H115ZM172 221H173V223H172ZM87 222V223H86ZM121 222V223H120ZM150 222V223H149ZM119 223V224H118ZM159 223H160V225H161V227H160V225H159ZM176 224V225H174L173 226V224ZM204 223H206V224H204ZM86 224L88 225V226H86ZM165 224L167 225V226H169V227H167V226H165ZM185 225L186 227V229L185 228H183L184 226H182V225ZM194 226H196V227H194V228H197L195 231H193L194 230V228H193V225ZM201 224L203 225L202 227H201ZM211 224V225H210ZM228 224H231V223H228ZM233 224H235V223H233ZM236 224H239V223H236ZM247 223H242V224H239L238 226L240 227V225H241V229L239 228V227H237V225H234L233 227H234V229L236 228H238L237 230H235L236 231V233L238 232L239 233V229L240 230H242L243 231V228H242V226L244 227V229H245V226H247L246 225ZM69 226H71V222H70V224H68ZM178 225H180V227L178 228L177 226ZM187 225H189L188 227H187ZM223 225V224H222ZM125 226V227H124ZM176 226V227H175ZM181 226H182V228H181ZM207 228H206V227ZM236 226V227H235ZM86 227H88V228H86L87 230H85V228ZM124 227V228H123ZM151 227H153V228H155L156 230H154L153 228H151ZM163 227V228H162ZM165 227V228H164ZM173 227V228H172ZM175 227V228H174ZM192 227V228H191ZM198 227H200L201 229V232H200V230L198 231ZM203 227H204V231H203V234H202V230H203ZM212 227H213V229H212ZM220 227H221V225H220ZM248 227V226H247ZM249 227H250V225H249ZM92 228V229H91ZM167 228H169L168 230H165V229H167ZM179 229L180 231H178V230H176V231H174L175 229ZM189 228H190V230L192 229V232H195V234H197V235H194V233H191V231H188L189 230ZM205 228H206V231H205ZM231 227H229L228 229H230ZM159 229H160V232H162L161 234L163 235V233H164V237H161V236H158L159 234L157 233L156 234V232H158L159 231ZM182 229H185L184 231L182 230ZM233 229V228H232ZM232 229H230L229 231H232L233 232V235H234V229L232 230ZM121 230H120V232H121ZM153 230L155 231V232H153ZM181 230H182V232H181ZM246 230V229H245ZM250 229H248L247 231H249ZM164 231H166V233L164 232ZM181 232V233H179V234H182L181 235V238H180V235L178 234V233H176V232ZM187 231V232H186ZM197 231V232H196ZM209 231V232H208ZM210 231L212 232V234L210 233ZM215 231V232H214ZM226 233H225V232ZM3 232H4V226H3V224L0 222V240H2V243L0 242V246H3V244H4V246H5V250L7 251V252H9L10 251V249H8V246L6 247V244L4 243V241H3V239H2V234H3ZM88 232V233H87ZM169 232V233H168ZM176 233V235H174L175 233ZM188 232H190L189 234H188ZM207 233V236L205 235L206 233ZM226 234H224V233ZM241 232V231H240ZM152 233V234H151ZM185 233V234H184ZM199 233H201V235L199 234ZM221 233H223V235H220ZM235 233V234H236ZM84 234V235H85ZM160 234V235H161ZM165 234L167 235V236H165ZM179 236H178V235ZM192 234V235H191ZM230 234V232H228V235H227V237L229 236V238L228 239H230V236L231 235H229ZM232 234V233H231ZM171 236V237H169V236ZM186 235V236H185ZM187 235H188V239L186 238L187 237ZM195 236L194 238L192 237V236ZM209 235H210V237L212 236V237H214V239L211 237H209ZM176 236H178L179 238H176ZM185 236V237H184ZM196 236H198V238L196 237ZM201 236V237H200ZM206 236V237H205ZM217 236V237H216ZM260 236H261V234H260ZM259 236V237H260ZM159 237H161V238H163V239H161V238H159ZM167 237V238H166ZM183 237V238H182ZM189 237H191V238H193L192 239V241L195 243V244H198V246L197 245H194L193 246V248H200V249H194L193 250V248H192V243L191 242H189L190 240H189ZM204 237V238H203ZM208 237V239H209V241L211 240V242H212V239H213V242H215V244H213V242L211 243V242H209V244H208V241H206L207 238ZM226 237V238H227ZM122 238V239H121ZM190 238V239H191ZM197 238V239H196ZM225 238V237H224ZM225 238V239H226ZM172 239V240H171ZM185 239V240H184ZM228 239H226V241H228ZM231 239H232V236H231ZM171 240V241H170ZM179 242H178V241ZM181 240H183L182 242H181ZM197 240H198V242H197ZM202 240V241H201ZM158 241V242H157ZM167 241H168V243H167ZM177 242L176 243V245L174 244L175 242ZM188 241V242H187ZM217 241V242H216ZM222 241V243L223 242H225V240L223 241V240H221ZM260 241V240H259ZM259 241H258V239H257V241H256V245L257 246H255V244L254 243H252V245L253 246H255V248L257 247V249H255L252 245H251V248H254L255 249V251H254V253L257 255H253L252 253H251V255L252 256H250V252H252L253 250L251 249L249 252H247L246 254H245V256H241L240 257V259H241V264H243L244 263V260H245V263L244 264H251L252 262L254 263V264H259L260 262H261V264H264V249L260 246V244H259ZM62 241L61 242H59V245L57 244V246H59V247H62L61 245H64V243H63ZM88 242V241H87ZM107 242V241H106ZM127 242V243H126ZM181 242V243H180ZM187 242V243H186ZM200 242V243H199ZM203 242V243H202ZM261 242V241H260ZM18 243L20 244V241H18ZM88 243H92V242H90V240H89V242ZM108 243V242H107ZM171 243H172V245H171ZM178 243H180V244H178ZM185 243H186V245H185ZM190 244V246H189V248L188 249H190L189 251H188V249H186L185 248V246L187 247V244ZM38 245H36V246H39V248L38 247H34V249H37V252H40L41 250H42V248H41V246L40 245H42L41 243H37ZM40 244V245H39ZM121 244H123L125 247L123 248L122 246L123 245H121ZM153 244V245H152ZM154 244H155V247H154ZM180 246H178V245ZM203 244H204V246H203ZM205 244H207V245H205ZM212 244V245H211ZM217 244V245H216ZM259 244V245H258ZM91 245V244H90ZM92 245H94V244H92ZM152 245V247H154V250H156L155 251V253L154 252H152V251H154V250H151L152 249V247H150ZM158 245V246H157ZM170 245V246H169ZM175 245V246H174ZM183 245V246H182ZM210 245V246H209ZM218 245V246H219ZM69 246V247H68ZM157 246V247H156ZM174 246V247H173ZM203 246V247H202ZM221 246H220V248H221ZM259 246H260V248H259ZM19 247V246H18ZM20 247H22V245L20 246ZM43 247V246H42ZM83 247V248H82ZM129 247V248H128ZM166 247V248H165ZM171 247H173V250H172V248ZM181 247L183 248V249H181ZM204 247H205V249H204ZM208 247H209V249H208ZM25 247L23 246V248L22 249H24ZM41 248V249H40ZM151 248V249H150ZM178 250H176V249ZM181 250H180V249ZM203 248V249H202ZM263 249V251H262V249ZM1 249V248H0ZM9 251H8V250ZM13 249H16V247L15 248H13ZM40 249V250H39ZM69 249V250H68ZM122 249V250H121ZM145 249V250H144ZM163 249V250H162ZM190 254H186V251ZM202 249V250H201ZM217 249V250H216ZM222 249V248H221ZM250 249V248H249ZM39 250V251H38ZM82 250H84V251H86V255H84L85 254V252L84 251H82ZM131 250H133V251H131ZM158 250V251H157ZM176 250V251H175ZM191 250H193V253L192 252H190ZM196 250V252H194ZM207 250V251H206ZM257 250L260 252V250H261V253H257ZM73 251V252H72ZM80 251V252H79ZM82 251V252H81ZM147 251V252H146ZM149 251L151 252V254L149 253ZM160 251V252H159ZM170 251V253H168ZM173 251V252H172ZM180 251V252H179ZM181 251H182V254H179V253H181ZM205 251L207 252V253H205ZM1 252H4V249H1ZM42 252V251H41ZM121 252V253H120ZM123 252H124V254H123ZM163 252V253H162ZM178 252V253H177ZM183 252L185 253V254H183ZM205 254H204V253ZM223 251L222 250H219V252L218 253H220V254H223L222 253ZM71 253V254H70ZM92 253V254H91ZM130 253H133V254H131L130 255ZM145 253H147V254H145ZM263 253V254H262ZM4 255H5V252L3 253ZM65 254V255H66ZM81 254H82V256L84 255L85 257H80L81 256ZM108 254H109V258H108ZM112 254H113V258H112ZM143 254V255H142ZM168 254H169V256H168ZM170 254H173V255H170ZM260 254H261V256H260ZM72 255V256H71ZM77 255V256H76ZM91 255V256H90ZM92 255H94L95 257H97V258H95V257H93ZM99 255V256H98ZM154 255V256H153ZM176 256V258L178 259V260H180L181 262H177L178 260H174L173 258H172V256ZM180 255V256H179ZM182 255H184V256H182ZM186 255V256H185ZM201 255H202V257H201ZM203 255H204V257H203ZM79 256V257H78ZM87 256V257H86ZM101 256H103V257H101ZM130 256H132V257H130ZM158 256V257H157ZM168 258H167V257ZM174 256V257H175ZM222 258H223V256L222 255H220ZM247 256V257H246ZM250 256V259H259V261L257 260V262H256V260L255 261H253V259H252V261L248 258ZM256 256L257 258H254V257ZM73 257V258H72ZM102 258L101 260L99 259V258ZM107 257V258H106ZM129 257V258H128ZM161 257H162V259H161ZM166 257V258H165ZM179 257H182V259H179ZM185 257V258H184ZM258 257H260V258H258ZM74 258H79V259H76V260H74ZM93 258V259H92ZM104 258V259H103ZM200 258L202 259V261H200ZM218 259H216V260H219L220 259V261L222 262H226L225 260L226 259H222V258H220L219 256L217 257ZM245 258V259H244ZM72 259V260H71ZM96 259V261H94ZM132 259V260H131ZM158 261H157V260ZM159 259H161V260H159ZM169 259V260H168ZM198 259H199V261H198ZM246 259H248V261L249 262H247L246 261ZM79 260L81 261V262H79ZM99 260V261H98ZM106 260V261H105ZM142 260V261H141ZM172 260V261H171ZM174 260V261H173ZM183 260V261H182ZM94 261V262H93ZM129 261V262H128ZM133 261V262H132ZM136 261V262H135ZM138 261V262H137ZM141 261V262H140ZM176 261V262H175ZM187 261V262H186ZM194 263H193V262ZM236 263L237 262H239L240 260H234ZM98 262H100V263H98ZM169 262V263H168ZM175 262V263H174ZM189 262H191V263H189ZM247 262V263H246ZM256 262V263H255ZM184 263V264H185ZM240 263H238V264H240Z\"/></svg>",
    "mask_w": 264,
    "mask_h": 264
},
{
    "label": "bare ground",
    "instance_id": "bare-ground-1",
    "mask_svg": "<svg viewBox=\"0 0 264 264\" xmlns=\"http://www.w3.org/2000/svg\"><path fill=\"white\" fill-rule=\"evenodd\" d=\"M2 1V0H1ZM0 1V2H1ZM20 1V0H19ZM22 1V0H21ZM24 1V0H23ZM31 1V0H30ZM63 1V0H62ZM67 1V0H66ZM69 1V0H68ZM74 1V0H73ZM82 2H85V1H87V3L90 1H88V0H81ZM98 0H96V2H97ZM106 1V0H105ZM114 1V0H113ZM116 1H118V0H116ZM128 1V0H127ZM131 1V0H130ZM139 1V0H138ZM137 1V2H138ZM144 1V0H143ZM177 1V0H176ZM236 1H239V4H238V6L237 7H235V8H232L231 6H233L232 5V3H234V2H236ZM8 2V1H7ZM6 2V3H7ZM70 2V1H69ZM95 2V3H96ZM100 3L102 2V1H99ZM151 2V1H150ZM183 2V1H182ZM190 2V1H189ZM219 2L220 1H218L217 3L219 4ZM223 2V4L227 7V8H230L231 9V11L233 12V16H235L234 18H235V22H237L236 23V31L238 32V33H243L244 31L246 32H248L249 30H250V32H252L251 31V29H253V27L255 26L256 27V24L258 25V22H261L262 23V28H264V0H223L222 1ZM221 2V3H222ZM1 3H3V2H1ZM12 3V2H11ZM17 3V2H16ZM62 3V5L61 6H63L64 7V3L65 2H61ZM68 3V2H67ZM67 3H65V5H66V8L67 7H69V6H73L75 3L74 2H72V4H68L67 5ZM93 3V2H92ZM108 3V2H107ZM128 3V2H127ZM132 3V2H131ZM236 3H238V2H236ZM8 4V3H7ZM21 4V3H20ZM81 4V3H80ZM86 4V3H85ZM97 4H99V3H96V5ZM105 4L106 3H104L103 2V5H102V7L101 8H103L104 6H105ZM117 4V3H116ZM179 3H177V10H185V9H183V7L184 6H186V5H184L185 3H180L179 5H178ZM1 5V4H0ZM9 5V4H8ZM60 5V4H59ZM92 5V4H91ZM94 5V4H93ZM106 5H108V4H106ZM111 5V4H110ZM122 5H123V3H122ZM131 5V4H130ZM133 5V4H132ZM131 5V6H132ZM176 5V4H175ZM191 5V4H190ZM1 6H7L6 4L5 5H1ZM1 6H0V8H1ZM87 6H89V5H87ZM121 6V5H120ZM62 7V8H63ZM94 7H96L95 5H94ZM97 7H98V5H97ZM113 7V6H112ZM112 7L111 8H108V9H112ZM130 7V6H129ZM135 7V6H134ZM218 7V6H217ZM2 8H4V7H2ZM54 8V7H53ZM70 8V7H69ZM69 8H67V9H69ZM76 8V10L78 9L77 7H75ZM75 8L73 9L74 11H70L71 13H75V15H77L78 13H76L75 11ZM88 8H90V7H88ZM100 8V5H99V7L96 9V8H94L93 9V11L94 12H96L98 9ZM101 8H100V10H101ZM107 8V7H106ZM114 8V7H113ZM127 8V7H126ZM184 8H186V7H184ZM84 10H85V8H83ZM103 9H105V8H103ZM122 9H123V7H122ZM125 9V8H124ZM123 9V10H124ZM129 9V8H128ZM131 9V8H130ZM188 9V8H187ZM220 9V8H219ZM224 9V8H223ZM53 10V9H52ZM59 10V9H58ZM71 10V9H70ZM81 11L80 12H83L82 11V9H80ZM87 11H89L88 9H86ZM91 10V9H90ZM116 10V9H115ZM119 10V9H118ZM126 10V9H125ZM124 10V11H125ZM141 10V9H140ZM192 10V9H191ZM61 11H63V10H60L59 12L61 13ZM87 11H85V13L84 14H86V12ZM92 11V10H91ZM103 12H104V10H102ZM102 11H98L97 13L98 14H101L100 16H103L102 15ZM106 11V10H105ZM120 11V10H119ZM132 11V10H131ZM225 11V10H224ZM53 12H55L54 10H53ZM64 13H66V11H65V7H64V11H63ZM99 12H101V13H99ZM107 12V11H106ZM106 12H104V13H106ZM121 12V11H120ZM129 12H130V10H129ZM216 12V11H215ZM227 12V11H226ZM103 13V14H104ZM113 13V12H112ZM111 13V14H112ZM115 13V12H114ZM132 13V12H131ZM181 13V12H180ZM97 14V15H98ZM108 14H110V13H108ZM117 14V13H116ZM122 14V13H121ZM127 14V13H126ZM133 14V13H132ZM214 14V13H213ZM228 14V13H227ZM48 16H49V14H47ZM46 15V16H47ZM55 15V14H54ZM67 15V14H66ZM156 15V14H155ZM173 15V14H172ZM204 15H205V13H204ZM60 16L61 17H63L62 16V13L60 14ZM59 16V17H60ZM73 16H74V14H73ZM96 16V15H95ZM99 16V15H98ZM105 16H107V15H105ZM114 16V15H113ZM182 16V15H181ZM221 16H223L222 14H221ZM230 16V15H229ZM77 17H79L78 15L76 16V17H72V15H71V18H70V14H69V16H68V19H71L72 20V18H74L75 20H77ZM82 16H80L79 18H81ZM89 17H91V16H89ZM108 17V16H107ZM118 17V16H117ZM141 17V16H140ZM57 18V17H56ZM83 18V17H82ZM95 18V17H94ZM105 18V17H104ZM138 18V17H137ZM206 18V17H205ZM224 17H222V19H223ZM58 19H60V18H58ZM66 19V18H65ZM68 19H66L65 21H67ZM99 19V18H98ZM101 19V18H100ZM99 19V20H100ZM106 19V18H105ZM133 19V18H132ZM174 19V18H173ZM177 19V18H176ZM225 19V18H224ZM231 19V18H230ZM46 20H48V18L46 17ZM61 20H63V18H61ZM70 20V21H71ZM74 20V21H75ZM110 20H112V19H110ZM114 20H115V17H114ZM226 20H228V19H226ZM232 20V19H231ZM234 20V19H233ZM73 21V20H72ZM105 21V20H104ZM137 21V20H136ZM207 21V20H206ZM224 21V20H223ZM47 22V21H46ZM58 22H60L61 23V21L59 20ZM57 22V23H58ZM64 22V21H63ZM62 22V23H63ZM68 22H69V20H68ZM117 22V21H116ZM161 22V21H160ZM159 22V23H160ZM163 22V21H162ZM178 22H179V20H178ZM180 22H182V21H180ZM60 24V26L61 25H63V24ZM65 23V22H64ZM67 23V22H66ZM70 23V22H69ZM132 23V22H131ZM184 23V22H183ZM185 23H186V21H185ZM207 23V22H206ZM44 24V23H43ZM116 24V23H115ZM133 24V23H132ZM161 24V23H160ZM234 24V23H233ZM58 25V24H57ZM57 25H55V26H57ZM127 25V24H126ZM125 25V26H126ZM229 25V24H228ZM44 26V25H43ZM115 26V25H114ZM123 26V25H122ZM227 26V25H226ZM225 27V26H224ZM232 27V26H231ZM230 27V28H231ZM53 28V27H52ZM55 28H58L59 29V27H55ZM260 28V27H259ZM118 29V28H117ZM57 30V29H56ZM81 30V29H80ZM219 30V29H218ZM222 30V29H221ZM225 30H226V28H225ZM59 31H61V29L59 30ZM84 31V30H83ZM169 31V30H168ZM215 31V30H214ZM227 31V30H226ZM263 32H264V30H262ZM58 32V31H57ZM79 32V31H78ZM77 32V33H78ZM134 32V31H133ZM216 32H218V31H216ZM262 32V33H263ZM41 33V32H40ZM39 33V34H40ZM63 33V32H62ZM65 33H67V32H65ZM71 33V32H70ZM70 33H67L65 36H67L68 34H70ZM76 32L74 33L75 35L77 34ZM81 33V32H80ZM80 33H79V35H80ZM120 33V32H119ZM165 33V32H164ZM223 33V32H222ZM225 33V32H224ZM229 33V32H228ZM233 34H234V32H232ZM237 33V34H238ZM52 34V33H51ZM61 34V33H60ZM71 34H73V33H71ZM123 34V33H122ZM121 34V35H122ZM213 34V33H212ZM232 35V34H229V36L231 37V35H232V37L233 36H238V35ZM44 35V34H43ZM59 35V34H58ZM94 35V34H93ZM116 35V34H115ZM120 35V34H119ZM118 35V36H119ZM120 35V36H121ZM126 35V34H125ZM221 35H224V34H221ZM225 35L227 36V38H229V39H227L229 42H230V44L232 43L231 42V39H230V37H228V35L225 33ZM224 35V37H226ZM245 35V34H244ZM256 35H258V34H256ZM61 37L62 36H64V35H60ZM59 36V37H60ZM64 36V37H65ZM68 36H71V35H68ZM97 36V35H96ZM114 36V35H113ZM117 36V37H118ZM127 36V35H126ZM158 36V35H157ZM58 37V38H59ZM77 37V36H76ZM100 37V36H99ZM98 37V38H99ZM115 37V36H114ZM124 37V36H123ZM136 37V36H135ZM36 38H38V37H36ZM63 38V37H62ZM68 38V37H67ZM73 38H74V35H73ZM112 38V37H111ZM110 38V39H111ZM126 38H128V37H126ZM217 38V37H216ZM222 38V37H221ZM235 40H236V38H237V40H238V37H233ZM34 39V38H33ZM52 39V38H51ZM54 39V38H53ZM52 39V40H53ZM95 39V38H94ZM110 39H109V41H110ZM112 39H114V38H112ZM116 39V38H115ZM118 39V38H117ZM130 39V38H129ZM217 39H219V38H217ZM240 39V38H239ZM243 39H245V38H243ZM263 41H264V34H262V38H261ZM42 40H43V38H42ZM64 40H65V38H64ZM68 40V39H67ZM100 40L102 41L103 40V42H105V44L107 43L106 41H104V38L103 39H101V37H100ZM119 40V39H118ZM126 40V39H125ZM221 40V42H223V43H221V42H219V43H221V44H225V42L224 41H226V40H224V38H223V40L222 39H220ZM6 41V40H5ZM36 41V40H35ZM45 41V40H44ZM60 42H61V40H59ZM84 41V40H83ZM87 41V40H86ZM85 41V42H86ZM90 41H92V40H90ZM89 41V42H90ZM96 41V40H95ZM117 41V40H116ZM121 41V40H120ZM201 41V40H200ZM228 41H226V42H228ZM251 41V40H250ZM259 41H260V39H259ZM4 42V41H3ZM9 42V41H8ZM7 42V43H8ZM93 42H94V40H93ZM98 42H100L99 40H98ZM111 42V41H110ZM128 42V41H127ZM133 42V41H132ZM5 43V42H4ZM10 43V42H9ZM8 43V44H9ZM34 43V42H33ZM61 43H63V40H62V42ZM92 43V42H91ZM96 43H97V41H96ZM116 43V42H115ZM218 43V42H217ZM46 44V43H45ZM58 44H59V42H58ZM82 44H85L84 42L82 43ZM87 44H90V43H88L87 42ZM93 44V43H92ZM102 44V43H101ZM130 44V43H129ZM194 44V43H193ZM215 44V43H214ZM226 44H228V43H226ZM225 44V45H226ZM234 44V43H233ZM242 44V43H241ZM263 44V43H262ZM1 45V44H0ZM7 45V44H6ZM217 46L215 49H216V52H218V55L220 54V55H223V57H222V59L223 60H225V59H227V54L229 55L230 53H234V55L235 54H237V53H239L240 55H238L237 54V57L235 58L234 57V59H233V61L234 62H239V63H242V62H244V61H247L246 59H247V57L246 56H248L249 54H251V53H254V55H255V58H254V61L252 60V62L254 63V65L255 66H253L254 67V71H253V73L251 74V76H248L247 75V82L249 81V83H248V86H247V89L246 90H243V94H245L244 93V91L247 93V94H245V95H247L248 97H249V100H248V104H246V105H239V103H238V105H239V107H238V105L236 106V108H238L237 110L235 109V110H233L234 112H235V114H234V116H233V118H232V124L231 125H228L227 124V127L225 128L223 125V127H222V129L223 130H221V132H220V130H219V134H218V136H217V140L219 141L218 142V144H220V142H221V146H222V148H223V152H224V156H222L221 155V152H220V155L222 156V158L220 159H216V160H211L209 157L211 156V152H212V154L214 155L215 153H213V151H211L210 152V156H208V162H210L209 160H211L212 162H210V163H208V164H205L204 163V159H202V160H200L202 157H200V158H198L199 159V161H197V158H196V160L194 161V160H192L194 157H193V155L191 156V154H189V156H187L188 154V152H190V151H188L187 153L185 152L186 151V148L185 147H183V146H181L183 149L185 148V151L183 150V153L185 154L186 153V158H189L190 156L192 157L191 158V162H192V164L190 165V166H192V171H190V169H188V162H187V164L185 163V160H186V158H183V156H182V154L180 155V153H176V152H179V151H177V150H173V152L174 151H176V152H174L173 154H179L180 155V157H176V158H174L175 156H172V157H169V154L167 153V151L165 152V153H167L168 154V156L167 155H165V159H163V161H160V160H158L159 158H163V156H160V154H162V152L164 153V149L166 148V146H165V148L164 149H162L161 151H158V152H160V153H158L159 154V156H158V154L156 153L157 152V150H155L154 151V153L155 154H157L156 156L153 154V156H154V160H152L153 162H152V172H153V174H155V176L157 177V176H159L158 178H157V180L159 181V180H162L163 179V183H164V181H166V184H165V186L163 187L164 188V192H166L165 194H162V191L160 190V188L162 187V186H160V185H157L156 184V188L159 190V192H160V194H161V196L163 197L164 196V198H165V202L164 203H166L165 205H166V207H165V205L163 204V202L162 201H164V199L161 201L160 199V201L162 202V204L164 205H162L161 204V207H165L166 208V213H167V216H168V218H170V220L172 219L173 221H175V220H177V222L178 223H180V222H182V223H184V222H186L187 224H189L188 223V221H190V224L191 223H194V224H199V223H203V222H210L211 224H213L212 226L214 227V226H216V227H214V229L216 230V234L218 233L219 234V232H222V228L224 227L225 228V225H226V227H231L230 229H234V225H237V227H239L238 225L239 224H242V223H247L246 225L248 226H245V229H244V225L242 226V228H243V231L242 230H240L241 229V225H240V229H239V233L237 232L236 233V231L235 230H237L236 228L234 229V232L236 233H234V235H233V232L232 231H229L230 229H228V228H225L224 230H226V234L228 235V232H230V234L229 235H231L232 236V239H231V236H230V239H228L229 238V236L227 237V235L226 236H222L223 238L221 239L220 237H219V239H217L216 238V240L217 241H220L219 243H221L222 244V246L221 245H217V246H214V245H212L213 246V248H218L219 247V250H222L223 252V254H220V253H218L219 252V250H217V253L215 252V254H214V252H213V256L211 257V255L209 256V254L207 255L208 257H207V259H206V257H204V255H203V261H202V259L200 258V261H202V262H199V263H197V264H238V263H240L241 262V259H240V257L241 256H245V254L247 253V252H249L251 249L253 250L252 252H250V256H252L251 255V253L253 254L254 253V251H255V249H257V247L255 248V246H257L256 244L258 243H256V241H257V239H258V241H259V244H260V246L264 249V132L263 131H261V132H263V133H261L260 134V131H258L259 133L257 134L256 133V129L258 128H256V122H257V124H260V127H262V129L264 130V125H263V123L262 122H264V105H263V107H262V104L264 103L263 101H264V99H263V101H262V99H261V97H262V94H263V91H264V49H262V48H251V49H249L248 47H241V46H239V47H228V46ZM58 46V45H57ZM215 46V45H214ZM233 46V45H232ZM4 47V46H3ZM187 47V46H186ZM193 47V46H192ZM263 47V46H262ZM188 48V47H187ZM194 48V47H193ZM214 48V47H213ZM181 49V48H180ZM180 49H179V51H180ZM185 49L186 48H184V50H183V47H182V49H181V51L183 50V51H185ZM189 49H190V47H189ZM197 49V48H196ZM196 49L194 50V52L196 51ZM199 49V48H198ZM197 49V50H198ZM3 50V48L1 49V51ZM9 50H10V47H9ZM45 50V49H44ZM199 50H201V52L203 51V49L201 48V49H199ZM207 50H208V48H207ZM213 50V49H212ZM182 51V53H185V52H183ZM190 51V50H189ZM205 51H206V49L204 48V51H203V54L205 55ZM171 52H173V51H171ZM190 52H193V51H190ZM199 52V51H198ZM207 53V57H208V52H209V50L208 51H206ZM211 52H213V51H211ZM215 52V51H214ZM0 53H2L3 54V52H0ZM5 53V52H4ZM178 54H180L179 52H177ZM188 53V51L186 52V54ZM196 54H197V52H195ZM249 53V54H248ZM9 54V53H8ZM45 54V53H44ZM176 54V53H175ZM178 54L177 55H174V57L175 56H178ZM190 54V53H189ZM189 54H187L188 56H189ZM192 54V53H191ZM211 54V53H210ZM226 54V55H225ZM6 55V54H5ZM4 54L2 55V56H5ZM181 55V54H180ZM200 55H201V57H202V53H200ZM215 55H217L216 53H215ZM231 55V54H230ZM9 56V55H8ZM182 56H183V54H182ZM192 56H193V59L195 58L196 59V57H197V55H196V57H194V55L192 54ZM206 56V55H205ZM226 56V57H225ZM236 56V55H235ZM1 57V56H0ZM184 58H182L183 59V63H184V61H188L187 63H189L190 62V65H189V67H192L193 68V66H197V65H194L192 62V60L191 61H189L188 60V57L187 56H183ZM216 57V56H215ZM220 57V60H221V56H219ZM224 57H225V59H224ZM5 58V57H4ZM8 58V57H7ZM11 58V57H10ZM106 58V57H105ZM104 58V59H105ZM176 58V57H175ZM175 58H173V59H175ZM187 60H186V59ZM199 58V57H198ZM197 58V59H198ZM204 58V57H203ZM202 58V59H203ZM217 59H216V63H220L221 61L219 60V58H218V56L216 57ZM229 58H230V56H229ZM229 58L227 59V61H229ZM233 58V54H232V57L230 58V59H232ZM9 59V58H8ZM173 59H171L170 58V60H173ZM178 59V61H180L179 60V57L177 58ZM181 59V58H180ZM194 59V60H195ZM196 59V60H197ZM211 59H213V57L211 58ZM210 59V60H211ZM2 60V59H1ZM1 60H0V62H1ZM17 60V59H16ZM15 60V61H16ZM27 60V59H26ZM33 60V59H32ZM195 60V61H196ZM199 60H200V58H199ZM198 60V62H199V66L201 67V68H204V66L205 65H207V64H205L206 62H205V59H204V62L205 63H201L200 61ZM206 60H208L207 58H206ZM209 60V61H210ZM214 61H215V59H213ZM248 60H250V58L248 59ZM22 61V60H21ZM109 61V60H108ZM168 61V60H167ZM182 61V60H181ZM194 61V62H195ZM213 61V62H214ZM217 61H219V62H217ZM242 61V62H241ZM33 62V61H32ZM31 62V63H32ZM88 62V61H87ZM94 62V61H93ZM174 62V61H173ZM197 62V61H196ZM196 62H195V64H196ZM212 62V63H213ZM222 62H224V61H222ZM226 62V61H225ZM225 62L223 63V64H225ZM256 62V63H255ZM11 63V62H10ZM9 63V68H11V64ZM21 63V62H20ZM29 64V62H26V64ZM34 63V62H33ZM99 63V62H98ZM110 63H112V61L110 62ZM157 63V62H156ZM169 62H167V64H168ZM182 63V64H183ZM186 63V64H187ZM191 63L193 64L192 66H191ZM201 63V64H200ZM209 63V62H208ZM210 63H211V61H210ZM212 63L210 64L211 65V68H210V71L213 73V69L215 68H213L212 66ZM215 63V62H214ZM215 63V64H216ZM246 63V62H245ZM250 63H251V61H250ZM0 64H2V62L0 63ZM8 64V63H7ZM28 64H27V66H28ZM37 64V63H36ZM86 64V63H85ZM97 64V63H96ZM108 64V63H107ZM165 64H166V62H165ZM169 64H171V62L169 63ZM205 64V65H204ZM215 64H214V66H215ZM229 64H231L230 62H227L226 64H225V69H222L223 68V65L221 64V71L223 70V72H225V73H227L228 75H229V73L230 72H233L234 70H235V68H233V66L231 65V66H229ZM13 65V64H12ZM18 65H20V66H18L19 68L21 67V64H18ZM33 65V64H32ZM84 65V64H83ZM82 65V67H84ZM94 65V64H93ZM104 65V64H103ZM109 65V64H108ZM162 65V64H161ZM177 65V64H176ZM176 65H174L175 66V68H179L178 67V65H179V63H178V65H177V67H176ZM188 65V64H187ZM202 65H203V67H202ZM237 65V64H236ZM6 66V65H5ZM14 66H16V69H14L15 67ZM14 66H12V68L14 69V70H17V62H16V64L14 63ZM25 66V65H24ZM26 66V67H27ZM37 66V65H36ZM41 66V65H40ZM160 66V65H159ZM164 66H166V65H164ZM169 66V65H168ZM167 66V67H168ZM172 66V68L173 69H175L174 67H173V65H171ZM184 66H185V64H184ZM209 66V65H208ZM218 65H216V67H217ZM220 66V65H219ZM219 66L217 67L218 69H219ZM239 66V65H238ZM30 67V66H29ZM29 67L27 68V69H29ZM88 68H89V64H88V66H87ZM96 67V66H95ZM94 67V68H95ZM105 67V66H104ZM109 67V66H108ZM183 67V66H182ZM181 67V68H182ZM188 67V66H187ZM235 67V66H234ZM3 68V67H2ZM12 68L10 69L11 71H13L14 72V70H12ZM33 68H35V66L33 67ZM37 68V67H36ZM84 68H86V67H84ZM93 68V67H92ZM207 67H205V71L207 70V69H209V68H207ZM217 68H215V70L217 69ZM21 69V68H20ZM39 69V68H38ZM176 69V70H177ZM180 69V68H179ZM188 68H185V71L187 70ZM196 71H199L198 69H199V67L197 66L196 67ZM216 70L217 71V74L219 73V70ZM237 69V71L240 69H243V67H237L236 68ZM1 70V69H0ZM105 70V69H104ZM189 70H190V68H189ZM202 70V69H201ZM240 70L238 71V74H239V76H241V73L242 72H240ZM245 70V69H244ZM30 71H31V69H30ZM29 71V72H30ZM34 71V70H33ZM37 71V69H35V71L34 72H36ZM40 71V70H39ZM94 71V70H93ZM165 71H167V70H165ZM170 71H172V70H170ZM180 71H182V70H180ZM188 71V70H187ZM193 71H194V68H193ZM205 71L203 70V72L205 73ZM208 71V70H207ZM210 71H208V72H210ZM215 71V72H216ZM246 71V70H245ZM244 71V72H245ZM2 72H3V69H2ZM1 72V73H2ZM19 72H21V71H18V73ZM112 72V71H111ZM174 72V71H173ZM177 72V71H176ZM183 72H184V70H183ZM183 72H180L181 74H183L184 75V73ZM191 72V71H190ZM190 72H188V75H187V80H189L188 78H190V81L192 80L191 78L192 77H190V75H192V74H190ZM207 72V77L209 76L208 73ZM214 72V73H215ZM1 73H0V77H1ZM5 73V72H4ZM23 73V72H22ZM22 73H21V75H22ZM39 73V72H38ZM41 73V72H40ZM86 73H87V71H86ZM86 73L84 72L82 75H86ZM93 73V72H92ZM108 73V72H107ZM106 73V74H107ZM186 73V72H185ZM193 73V72H192ZM194 73H195V71H194ZM157 74H158V72H157ZM174 74V73H173ZM190 74V75H189ZM199 74L200 75H198V79H199V77L201 76V74H202V71H201V73L199 72ZM206 74V73H205ZM204 74V75H205ZM216 73H215V75H217ZM227 74H223V76H225V75H227ZM232 74V73H231ZM230 74V75H231ZM234 74L236 75V76H238L235 72H234ZM231 75V76H234V79H235V75ZM248 74V73H247ZM41 75V74H40ZM105 75V74H104ZM158 75H160L161 76V72H160V74H158ZM195 75V74H194ZM194 75H192V76H194ZM204 75H202V76H204ZM221 75V74H220ZM219 74L217 75V76H220ZM15 76H16V72H15ZM17 76H20L19 74H17ZM23 76V75H22ZM22 76H20V77H22ZM25 76V75H24ZM49 76H51V75H49ZM48 76V77H49ZM106 76V75H105ZM157 76V75H156ZM167 76V75H166ZM178 76V75H177ZM196 76H197V73H196ZM201 76V78H203ZM222 76V77H223ZM231 76L229 77V76H227V77H225L224 79H226L227 78V80H224L225 82L226 81H230L229 83H231L232 82V80H230L231 79ZM242 76H246V75H242ZM14 77V76H13ZM51 77H53V76H51ZM69 77V76H68ZM67 76H66V80H67V78H68ZM85 77H87V76H84V78ZM110 77V76H109ZM169 78H168V80L170 79V73H169V76H168ZM230 79H229V78ZM23 78V77H22ZM21 78V79H22ZM82 78H83V76L80 78L81 80H82ZM93 78V77H92ZM160 78H162V77H160ZM172 78V77H171ZM176 78V77H175ZM184 78V77H183ZM210 78H211V76H210ZM208 79V80H210L211 81V79ZM238 78V77H237ZM240 78V77H239ZM20 78H19V80H21ZM39 79V78H38ZM43 79H46L45 78V76H44V78ZM52 79V78H51ZM54 79V78H53ZM52 79V80H53ZM71 79V78H70ZM79 79V80H80ZM86 79V78H85ZM88 79V78H87ZM157 80H158V77L156 78ZM166 79V78H165ZM177 79H180L181 80V78H177ZM185 79H186V77H185ZM194 79V78H193ZM196 79V78H195ZM204 79H206L205 77H204ZM220 79H221V77H220ZM232 79H233V77H232ZM233 79V80H234ZM246 79V77L244 78H242V80H245ZM29 80V79H28ZM51 80V81H52ZM56 80V79H55ZM54 80V81H55ZM72 80V79H71ZM71 80H69V81H71ZM74 80V79H73ZM73 80L71 81V82H73ZM77 80V79H76ZM163 79H161V81H162ZM167 80V81H168ZM217 80L219 81V79L217 78ZM222 80V79H221ZM221 80H220V84H218L219 85V91H223V87H220V85L222 86V84H221ZM30 81V80H29ZM50 81V80H49ZM83 81V80H82ZM87 81V80H86ZM113 81V80H112ZM111 81V82H112ZM114 81H116V80H114ZM152 81H154L155 82V78L152 80ZM189 81V82H190ZM197 81V80H196ZM201 81H203V80H201ZM239 81H240V79H239ZM23 82V81H22ZM25 82V81H24ZM153 82V83H154ZM158 82V81H157ZM169 83H171V80H169L168 81ZM181 82V81H180ZM185 82V81H184ZM199 82H200V80H199ZM227 82V84L229 85V83ZM234 82V81H233ZM231 83V85H229V87H228V85H227V87L229 88V93L230 94H232V92L234 93V94H232V96L233 95H235V92L237 91V89L235 90V86H237L236 85V83L235 82H237V80L234 82V83ZM243 82V81H242ZM246 81L244 82V87H245V83H247ZM261 83V85H259L260 83ZM8 83H11L12 85H15L16 86V84L12 81V80H10L9 78H8V76L7 75H4V76H2L1 77V79H0V89H1V91L2 92H5V91H3V89H5V90H7V88H9V87H5L4 88V86H6ZM28 83H30V82H28ZM27 82L26 83H22L23 85L25 84H28ZM53 84H51V85H55L56 83H58L57 81H56V83H54V82H52ZM75 83H78V81L77 82H75ZM95 83V82H94ZM158 83H160V82H158ZM164 83H166V81H164ZM175 83V82H174ZM173 83V85H175ZM188 83V82H187ZM191 83V82H190ZM193 83V82H192ZM198 83V82H197ZM239 82H237V84H238ZM47 84V83H46ZM79 84V83H78ZM81 84V83H80ZM79 84V85H80ZM92 84V83H91ZM96 84V83H95ZM102 84V83H101ZM114 84V83H113ZM180 84V83H179ZM179 84H177V85H179ZM186 84V83H185ZM194 84H196L195 83V80H194V83H193V86H194ZM212 84V83H211ZM224 84V83H223ZM232 84H233V87H232ZM44 85V84H43ZM57 85V84H56ZM83 85V84H82ZM99 85V84H98ZM97 85V86H98ZM158 85V84H157ZM157 85H155V86H157ZM165 85V84H164ZM168 85V87L171 89V87L169 86L170 84H167ZM166 85V86H167ZM188 84H186V86H187ZM191 84H189L188 86H189V88L192 86H190ZM198 84H196L195 86H197ZM199 85H200V83H199ZM206 85H208V84H206ZM217 85V84H216ZM217 85V86H218ZM239 85V84H238ZM20 86V85H19ZM28 85H26V88H29V87H27ZM70 86V85H69ZM89 86V85H88ZM159 86V85H158ZM180 86H182L183 87V85L181 84ZM185 86V87H186ZM187 86V87H188ZM194 86V87H195ZM203 86V85H202ZM11 87V86H10ZM33 87H35V86H33ZM78 87V86H77ZM77 87H76V91L75 90H73L72 92H71V94H73L74 96H76V94H74V93H76L78 90H79V92H80V89L78 88V90H77ZM80 87V86H79ZM84 87V86H83ZM91 87H92V85H91ZM96 87V86H95ZM116 86L114 85V87H113V89L115 88ZM179 87V86H178ZM178 87H176L177 88V90H179L178 89ZM184 87V88H185ZM207 87V86H206ZM210 87V86H209ZM238 87V86H237ZM240 87V86H239ZM238 87V88H239ZM3 88V89H2ZM49 88V87H48ZM54 88H56V86L54 87ZM53 88V89H54ZM72 88H74V87H72ZM81 88V87H80ZM87 88H90V87H86V91H87ZM175 88V89H176ZM183 88V89H184ZM188 88V89H189ZM243 88V87H242ZM57 89V88H56ZM55 89V90H56ZM69 89V88H68ZM84 88H82V94H83V92H84V90H83ZM91 89V88H90ZM92 89H94V88H92ZM115 89H117V88H115ZM114 89V90H115ZM155 89V88H154ZM157 89V88H156ZM169 89V90H170ZM187 89V88H186ZM216 89H218V88H216ZM249 89V90H248ZM10 90V89H9ZM30 90H31V88H30ZM30 90H28L29 92H31L32 90L34 91V88H32V90L30 91ZM65 90V89H64ZM180 90H181V87H180ZM239 90V89H238ZM240 90H241V87H240ZM240 90L239 91H237V92H240ZM0 91V93H2ZM8 91V90H7ZM71 91V90H70ZM85 91V93L84 94H87L88 92H86ZM95 91V90H94ZM117 91V90H116ZM182 91V90H181ZM188 91V90H187ZM11 92V91H10ZM18 92V91H17ZM64 92V91H63ZM63 92H61V95L60 94H58L57 95V93H56V95H57V97H58V99H59V97L60 96H62V95H64V94H62ZM79 92H77V93H79ZM90 92V91H89ZM92 92V91H91ZM126 92V91H125ZM175 92H176V90H175ZM174 92V93H175ZM185 92V91H184ZM224 92V91H223ZM237 92H236V95H237ZM13 93V92H12ZM25 93V92H24ZM34 93H35V91H34ZM33 93V94H34ZM58 93H59V90H58ZM177 93V92H176ZM182 93H183V91H182ZM215 93V92H214ZM3 94H7V92L6 93H3ZM10 94V93H9ZM9 94H8V97H9ZM14 94V93H13ZM13 94H12V96H13ZM17 94V93H16ZM28 94V93H27ZM35 94H37V93H35ZM35 94H34V96H35ZM84 94L82 95V98H81V96H80V100L82 99L83 100V98L85 99V97L87 98V96L88 95H85L84 96ZM93 94V93H92ZM115 94H117V93H115ZM132 94V93H131ZM170 94V93H169ZM180 94V93H179ZM190 94V93H189ZM227 94V93H226ZM225 93L222 95V99H223V102L224 101H226V100H228L227 99V96L228 95H226ZM239 94V93H238ZM23 95V94H22ZM29 96H31L30 95V93L28 94ZM38 95V94H37ZM55 95V96H56ZM60 95V96H59ZM70 95V94H69ZM73 95L72 96H69V98L70 99H68V96H66L67 98H65L66 99V101L65 102H67V103H69L70 101H71V97H73ZM81 95V94H80ZM111 95V94H110ZM186 95H187V92H186ZM245 95H240V97L242 98V100H243V97L242 96H245ZM27 96V95H26ZM100 96V95H99ZM116 96V95H115ZM117 96H118V94H117ZM116 96V97H117ZM174 96H176V95H174ZM221 96V95H220ZM239 96V95H238ZM237 96V97H238ZM246 96V97H247ZM3 97H5V95L3 96ZM23 97L25 98V96L23 95ZM28 97V96H27ZM32 97H33V95H32ZM89 97V96H88ZM92 97H93V95H92ZM110 97V96H109ZM193 97V96H192ZM191 97V98H192ZM230 97H231V95H230ZM236 97V98H237ZM260 97V98H259ZM264 97V96H263ZM1 99H2V97H0ZM7 98V97H6ZM10 98V97H9ZM15 98V97H14ZM23 98V99H24ZM34 98V97H33ZM35 98H36V96H35ZM39 98V97H38ZM42 98V97H41ZM74 99H76L75 97H73ZM121 98V97H120ZM187 98V97H186ZM232 98H235V96H233ZM235 98V99H236ZM240 98V99H241ZM245 98V97H244ZM261 99L260 100V102H259V104L260 105H258L257 103V99ZM11 99H12V97H11ZM43 99V98H42ZM62 98L60 97V100H61ZM68 99V100H67ZM92 99H95V98H92ZM116 99H118V97L116 98ZM122 99V98H121ZM131 99V98H130ZM175 99V98H174ZM216 99H218L219 100V98H216ZM234 99V100H235ZM246 99V98H245ZM4 100H6V99H4ZM9 100V99H8ZM7 100V101H8ZM28 100L30 101V100H32V99H30V97H28ZM34 100H37V98L36 99H34ZM39 100V99H38ZM46 100V99H45ZM57 100V99H56ZM77 100V99H76ZM80 100H77V101H80ZM113 100V99H112ZM170 100V99H169ZM179 100V99H178ZM194 100V99H193ZM238 100V99H237ZM236 100V101H237ZM247 100V99H246ZM245 100V101H246ZM10 101V100H9ZM8 101V102H9ZM15 101V100H14ZM17 101V100H16ZM15 101V102H16ZM23 101V100H22ZM21 101V102H22ZM26 101H27V99H26ZM29 101H28V103L27 104H29ZM47 101V100H46ZM61 101H63L62 102V104H63V106L64 107H66L67 106V103L65 104L64 103V100H61ZM60 101V102H61ZM69 101V102H68ZM72 101H74V100H72ZM97 101V100H96ZM121 101V100H120ZM230 102H231V100H229ZM233 101V100H232ZM259 101V100H258ZM4 101H2L1 102V100H0V103H3ZM6 102V101H5ZM4 102V103H5ZM7 102V103H8ZM12 102V101H11ZM20 102V103H21ZM31 102V101H30ZM38 103L40 102V100L39 101H37ZM45 102V101H44ZM84 102V101H83ZM87 102H88V100H87ZM94 102V104H95V106H96V108H99L98 106H100L99 104H98V106L96 105V103H95V100L93 101ZM177 102V101H176ZM194 102V101H193ZM219 102V101H218ZM217 102V103H218ZM235 101H233V103H234ZM240 102V101H239ZM250 102V103H249ZM17 103V102H16ZM55 103H56V101H55ZM54 103V104H55ZM74 103H75V105H76V101H74ZM169 103H171V102H169ZM173 103V102H172ZM232 103V104H233ZM235 103H237V102H235ZM245 102L243 101L242 102V104H244ZM18 104H19V102H18ZM30 104H32V102L30 103ZM37 104V103H36ZM40 104V103H39ZM53 104V105H54ZM59 104V103H58ZM93 104V103H92ZM101 104V103H100ZM168 104V103H167ZM177 103H175V105H176ZM184 104V103H183ZM191 104V103H190ZM194 104V103H193ZM220 104H221V102H220ZM225 104V103H224ZM231 104V103H230ZM9 105H10V102H9ZM9 105H7L6 104V106H9ZM21 105V104H20ZM48 105H50L49 103H48ZM48 105H46V106H48ZM66 105V106H65ZM77 105H79V104H77ZM83 105V104H82ZM81 105V106H82ZM174 105V106H175ZM227 105V104H226ZM236 105V104H235ZM5 106V107H6ZM12 106H13V104H12ZM19 106V105H18ZM59 106V105H58ZM70 106L71 105H69V107H67L68 109H66V112L68 113L69 112V110H70ZM105 106V105H104ZM107 106V105H106ZM171 106V105H170ZM216 106V105H215ZM221 106V105H220ZM228 106V105H227ZM231 106V105H230ZM233 106H234V104H233ZM0 107H1V104H0ZM5 107H3V109L5 108ZM10 108H8V109H11L12 110V108H11V106H9ZM16 108H17V106H15ZM38 107H42V104H40V105H38ZM55 107V106H54ZM64 107H62V108H64ZM73 107H75V106H73ZM84 107L85 106H83V109H84ZM87 108L84 110L85 111V114L83 113L84 111H82L83 109H82V107H77V108H80V109H78L76 112L75 111H73V112H75V114L77 113L78 114V111L80 112L79 113V115H77L78 116V121L77 122H79V120L80 119H82V117L80 116V114H81V111H82V113L84 114V115H86V110H87V112H88V107H89V105L88 106H86ZM101 107V106H100ZM109 107V106H108ZM173 107V106H172ZM177 107V106H176ZM176 107L174 108V109H176ZM229 107V106H228ZM7 108V107H6ZM20 108H21V106H20ZM19 108V109H20ZM27 107H24V109H26ZM31 108H32V105H31ZM44 109L45 108H47V107H43ZM51 108V107H50ZM76 107L73 109V110H75V109H77ZM156 108V107H155ZM191 108V107H190ZM224 108H226L225 106H224ZM1 109H2V107H1ZM0 109V110H1ZM3 109H2V113H4V111H3ZM18 109V108H17ZM30 108H28V110H29ZM43 109V110H44ZM48 109V108H47ZM47 109H45V111L47 110ZM56 108H54L53 109V113L56 111L55 110ZM82 109V110H81ZM100 109H102V107L100 108ZM99 109V110H100ZM153 109V108H152ZM165 109V108H164ZM173 109V110H174ZM192 109H193V107H192ZM192 109H191V111H192ZM194 109H195V107H194ZM221 109H223L222 108V106H221ZM226 109H228L229 110V108H226ZM4 110H6V109H4ZM13 110H14V108H13ZM23 110V109H22ZM33 110V109H32ZM68 110V111H67ZM81 110V111H80ZM104 110H105V107H104ZM169 110V109H168ZM24 111H27V109L26 110H24ZM30 111V110H29ZM40 111V115L42 114V110H39ZM39 111H37L36 110V112H34V114H35V119L34 120H32L31 119V121H33L32 123H28V130H29V127L31 126L30 124H32V126L31 127H33V132H30V133H28L27 131H25L26 132V137H27V135L28 134H32L31 136L32 137H34V139L35 140H37L38 141V139H40V137H44L43 139H44V141H45V146H46V143L50 146V142L48 141L47 142V139L45 140V136H47L48 137V134H50L49 132H50V129L52 128V126L53 125H57V124H55V123H53L54 122V120L56 119H54V117H53V121H51L52 119H50V114L49 113H47L48 112V110H47V112H45V113H47V116H50L48 119H46L47 118V116H45L44 118L47 120V124L49 125V123H48V121H49V119H50V121H51V123H52V126L50 127V129L48 130V128H49V126L45 123V121L46 120H44V119H42V118H40V115H39ZM42 111V112H41ZM60 111H61V108H60ZM64 111H65V108H64ZM161 111H163V110H161ZM176 112H177V110H175ZM174 111V112H175ZM183 111V110H182ZM190 111V112H191ZM224 111V110H223ZM230 111H231V107H230ZM5 112H7V114H8V110L7 111H5ZM20 112H21V110H20ZM31 112V111H30ZM96 112H97V110H96ZM101 112V111H100ZM175 112V113H176ZM186 112H188V111H186ZM194 112H195V110H194ZM196 112H198V111H196ZM221 112H222V110H221ZM227 112V111H226ZM225 112V113H226ZM229 112V111H228ZM25 113V112H24ZM28 113V111L26 112V114ZM33 113V112H32ZM45 113H43L44 115H45ZM58 113H60V112H58ZM58 113H57V115H58ZM61 113H63V109H62V111H61ZM70 113V112H69ZM170 113V112H169ZM191 113H193V111L191 112ZM225 113H223L222 112V114H225ZM5 114V113H4ZM10 114V113H9ZM19 113H17V116L19 117V115H18ZM24 115V116H27V115ZM33 114V115H34ZM42 114V115H43ZM49 114V115H48ZM99 114V113H98ZM101 114H103V115H108L107 114V111H103V113L101 112ZM167 114V113H166ZM188 114H190V113H188ZM196 114V113H195ZM198 114V113H197ZM227 114V113H226ZM230 114V113H229ZM12 115H13V113H12ZM22 115V114H21ZM29 115V114H28ZM30 115H32V114H30ZM32 115V116H33ZM41 115V116H42ZM56 115V117H58ZM65 115V114H64ZM69 115V114H68ZM76 115H75V119H77L76 118ZM105 115V116H106ZM177 115V114H176ZM182 115V114H181ZM185 115V114H184ZM187 115V114H186ZM232 115H233V112H232ZM23 116V115H22ZM22 116H20V118H21V120H23L24 118H22ZM23 116V117H24ZM32 116H29V117H32ZM72 116H74V114L72 115ZM80 116V117H79ZM101 116V115H100ZM183 116V115H182ZM181 116V117H182ZM191 116V115H190ZM198 116H199V114H198ZM197 116V117H198ZM224 116V115H223ZM231 116V115H230ZM15 118H16V116H14ZM16 118V121H20L21 122V120L19 119V118ZM29 117L27 118L26 117V121H28L29 120ZM64 117H66V116H64ZM70 117H71V115H70ZM103 117V116H102ZM101 117V118H102ZM107 117V116H106ZM4 118H5V116H4ZM2 118V120L3 121H5L6 122V120H7V118ZM52 118V117H51ZM63 118V117H62ZM90 118V117H89ZM110 118V117H109ZM108 118V119H109ZM190 118V117H189ZM188 118V119H189ZM223 118V117H222ZM228 118H229V115H228ZM18 119V120H17ZM58 119V118H57ZM56 119V120H57ZM71 119H72V117H71ZM93 119V118H92ZM104 119V118H103ZM166 119V118H165ZM195 119V118H194ZM224 119V118H223ZM222 119V121L224 122L225 120H223ZM227 119V118H226ZM11 120H12V118L10 119V121H8L9 123H8V125L6 126L5 125V122H2L1 120V122L0 123H2V124H0V134H2L3 132H5V131H7V128H8V126L10 127L14 122L12 121V124L10 125V123H11ZM73 120H74V118H73ZM73 120H72V122H73ZM96 120V119H95ZM94 120V121H95ZM99 120V119H98ZM106 121H107V119H105ZM168 120V119H167ZM228 120V119H227ZM226 120V121H227ZM18 121V122H19ZM26 121H25V123H26ZM30 121V120H29ZM30 121V122H31ZM69 121V120H68ZM83 121V120H82ZM86 121V120H85ZM158 121V120H157ZM156 121V122H157ZM160 121H161V119H160ZM164 121H166V120H164ZM196 121H198V120H196ZM213 121V120H212ZM219 121V120H218ZM221 121V120H220ZM221 121V124H225V122L223 123ZM260 121V122H259ZM23 122V121H22ZM22 122H21V124H22ZM66 122V121H65ZM75 122V121H74ZM116 122V121H115ZM200 122V121H199ZM259 122V123H258ZM15 123H17V122H15ZM24 123V122H23ZM82 123V122H81ZM160 123V122H159ZM159 123H157L156 124V127H157V125L159 124ZM173 123H175V122H173ZM262 123V124H261ZM27 124V123H26ZM64 124V123H63ZM67 124V123H66ZM71 124V123H70ZM74 124V123H73ZM77 123H75V125H76ZM88 124V123H87ZM181 124H183V123H181ZM219 124H220V122H219ZM221 124H220V126H221ZM15 125H17V124H15ZM19 125H20V123H19ZM23 126L25 125V124H22ZM30 125V126H29ZM59 125V124H58ZM65 125V124H64ZM80 125V124H79ZM96 125H98V124H96ZM103 125V124H102ZM159 125H161V124H159ZM177 125V124H176ZM184 125V124H183ZM263 125V126H262ZM18 126V125H17ZM23 126H21V128L23 127ZM26 126V125H25ZM47 126V127H46ZM60 126V125H59ZM72 126V125H71ZM86 126V125H85ZM101 126V125H100ZM117 126V125H116ZM151 126V125H150ZM153 126L155 127V123L153 124ZM175 126V125H174ZM201 126V125H200ZM214 126V125H213ZM226 126V125H225ZM258 126V125H257ZM20 127V126H19ZM30 127V128H31ZM54 127V126H53ZM57 127V126H56ZM73 127V126H72ZM77 127H79V126H77ZM118 127V126H117ZM153 127V130L155 129ZM162 127V126H161ZM199 127V126H198ZM11 128L13 129L14 128V126H11ZM19 129V130H21L22 131V129ZM47 129L49 132H47V130H45L46 131V134L45 135H43L42 136V134H43V132H44V129ZM55 128V127H54ZM66 128V127H65ZM64 128V130H66ZM69 132L71 131V129L72 128H70V125H69ZM76 128V127H75ZM192 128V127H191ZM219 127L217 126V129H218ZM11 129V130H12ZM16 129V128H15ZM58 129L60 130V128H57V130L56 131H58ZM217 129H216V131H217ZM64 130H62V132L64 131ZM156 130H158V128L156 129ZM162 130V129H161ZM164 130V129H163ZM176 130V129H175ZM189 130V129H188ZM10 131V130H9ZM9 131H7V132H9ZM15 132H17L16 130H14ZM52 131H53V129H52ZM121 131V130H120ZM119 131V132H120ZM169 131V130H168ZM23 132H24V130H23ZM59 132H60V135H62L61 134V130L60 131H58L57 133L59 134ZM68 132V133H69ZM157 132V131H156ZM159 132H161V131H159ZM164 132V131H163ZM176 132H180V133H182L181 132V129H180V131H178V129H177V131ZM189 132V131H188ZM204 132V131H203ZM218 132V131H217ZM6 133V132H5ZM13 133V132H12ZM18 133V132H17ZM45 133V132H44ZM48 133V134H47ZM64 133V132H63ZM72 133V132H71ZM180 133H179V135H180ZM24 134H23V136H24ZM65 134H66V132H65ZM100 134V133H99ZM160 134V133H159ZM209 134V133H208ZM17 135V134H16ZM56 135V133H54V136L52 135V137H55V139L57 138V136H55ZM59 135V137L61 138V139H65V137H61ZM68 135V134H67ZM175 135V134H174ZM184 135V134H183ZM191 135V134H190ZM9 136V135H8ZM28 136H30V135H28ZM81 136V135H80ZM204 136V135H203ZM13 137V136H12ZM19 138L18 139H20V136H18ZM14 138H16V140L14 139ZM21 138H22V135H21ZM24 138H25V136H24ZM41 138V139H42ZM102 138V137H101ZM104 138V137H103ZM116 138V137H115ZM179 138V137H178ZM182 138V137H181ZM190 138V137H189ZM192 138V137H191ZM198 138V137H197ZM207 138V137H206ZM212 138V137H211ZM214 138H216V137H214ZM10 139V137H8V140ZM17 139V137H13V141L12 142H14V141H20V142H22L21 140H23V142H24V140H25V143H23L22 145H24V144H27V147H28V145L33 141L34 142V140H32L31 138H29V144L27 143V138H25V139H20V140H18ZM49 139H51L50 137H49ZM68 139V138H67ZM82 139V138H81ZM156 139H157V137H156ZM171 139V138H170ZM173 139V138H172ZM176 139V138H175ZM196 139V138H195ZM200 139V138H199ZM57 140H59V139H56V142H57ZM119 139H117V141H118ZM169 140V139H168ZM11 140H9V141H7L6 142V144H8V142L9 143H11L10 142ZM43 141V142H44ZM51 141V140H50ZM61 141H63V140H61ZM117 141L115 142L116 144H117ZM157 141V140H156ZM166 141V140H165ZM173 141V140H172ZM170 142V144L171 143H173V142ZM186 141V140H185ZM189 141V140H188ZM4 142V140L2 141V143ZM19 142V144H16L15 142V144L18 146H21V147H24V146H22L21 145V143ZM36 142V141H35ZM52 142H55V141H52ZM151 142V141H150ZM168 142V141H167ZM182 142V141H181ZM190 142H192V141H190ZM189 142V143H190ZM194 142V141H193ZM192 142V143H193ZM205 142V141H204ZM2 143H0V144H2ZM14 143H11V144H14ZM57 143H59V141L57 142ZM62 142H60V145H63V143L61 144ZM112 143H114V142H112ZM115 143L114 144H112V146L113 145H115ZM153 143V142H152ZM158 143V142H157ZM178 143V142H177ZM183 143H184V141H183ZM195 143H196V141H195ZM14 144V145H15ZM33 144V143H32ZM32 144H30V145H32ZM37 144H39L38 142H37ZM36 144V145H37ZM44 144H42V145H44ZM181 144V143H180ZM185 144V143H184ZM183 144V145H184ZM187 144V143H186ZM197 145L199 144V142H197L196 143ZM195 144V145H196ZM9 145L10 144H8L7 146L9 147ZM13 146V148L14 147H17V146ZM41 145V146H42ZM47 145V146H48ZM60 145L58 144V146L60 147ZM120 145V144H119ZM118 144H117V146H114V147H112L111 145V147L112 148H114V150H115V147H118L119 146ZM123 145V144H122ZM165 145H169V144H165ZM173 145V144H172ZM191 145V144H190ZM193 145V144H192ZM196 145V146H197ZM204 145V144H203ZM12 146V145H11ZM10 146V147H11ZM18 146V147H19ZM40 146V147H41ZM46 146V147H47ZM131 146V145H130ZM152 146V145H151ZM157 146H159V145H157ZM170 147H171V145H169ZM168 146V147H169ZM176 146V145H175ZM174 146V147H175ZM179 146V145H178ZM186 146V145H185ZM187 146H188V144H187ZM0 147H5V148H7L6 146H5V144L3 145V146H0ZM18 147H17V149H18ZM21 147H19V150L21 149V152H22V148ZM31 147V148H30ZM44 146H42V148H43ZM51 148H52V146H50ZM49 147V148H50ZM111 147H110V149H111ZM169 147V148H170ZM201 147V146H200ZM204 147V146H203ZM215 147H217V146H215ZM37 148H38V145H37ZM36 148V146H35V149H37ZM42 148H40L41 150H42ZM48 148V147H47ZM49 148H48V150H49ZM50 148V154H49V156L51 155V153H52V149ZM120 148V146L118 147V148H116V150L118 149V150H121V148ZM178 149L180 148V146L179 147H177ZM190 147L188 146V149H189ZM193 148H196L195 146H193ZM192 148V149H193ZM17 149H15V152H17ZM28 149V148H27ZM26 149V147H25V151L27 150ZM29 149H32L33 150V148H32V146H29ZM43 149H45V148H43ZM61 149L62 150H64L63 149V146L61 147ZM61 149H60V151H61ZM154 149V148H153ZM152 149V150H153ZM168 149V148H167ZM172 149H176V147L175 148H171V150ZM181 149V148H180ZM199 149V145H198V147H197V149H195L196 151H199L198 150ZM205 149V148H204ZM9 150H10V148H9ZM31 150V151H32ZM47 150V149H46ZM46 150H44V151H46ZM101 150V149H100ZM112 150V149H111ZM117 150V151H118ZM158 150H160V149H158ZM169 150V149H168ZM194 150V149H193ZM220 150V149H219ZM12 151V150H11ZM11 151H8V152H11ZM37 151H38V149H37ZM59 151V152H60ZM117 151H112L111 153H109V155L111 156V154H112V156H117V158L116 159H118L119 158V154H114L113 155V153H116ZM170 151V150H169ZM168 151V152H169ZM181 151V150H180ZM201 151H202V149H201ZM1 152V151H0ZM8 152H6V153H8ZM15 152H12V154L14 153V155H16V154H18V153H16L15 154ZM40 152V151H39ZM63 151H61V153H62ZM107 152V151H106ZM120 152V151H119ZM118 152V153H119ZM122 152V151H121ZM124 152V151H123ZM172 152V151H171ZM192 152V151H191ZM204 152V151H203ZM208 152V151H207ZM222 152V153H223ZM30 153V152H29ZM46 154H47V152H45ZM54 153V152H53ZM60 153V154H61ZM65 153V152H64ZM170 153V152H169ZM194 153H196V154H198V152H195L194 151ZM193 153V154H194ZM200 153V152H199ZM3 154H5L4 153V151H3ZM11 154V155H12ZM35 154V153H34ZM34 154L32 155V156H34ZM55 154H56V152H55ZM82 154V153H81ZM150 154V153H149ZM195 154V155H196ZM201 154V153H200ZM209 154V153H208ZM207 154V155H208ZM219 154V153H218ZM8 157H10V153H8V154H6ZM13 155V156H14ZM20 154H18V156H19ZM61 155H63V153L61 154ZM60 155V156H61ZM176 155V156H177ZM205 155H206V153H205ZM204 155V157H207V156H205ZM217 155V154H216ZM219 155V156H220ZM7 156H0V157H3V158H5L4 160L1 158L0 160H3V161H5L6 160V157ZM29 156V155H28ZM47 156H48V154H47ZM64 156V155H63ZM62 156V157H63ZM75 156V155H74ZM98 156V155H97ZM103 156V155H102ZM152 156V155H151ZM158 156V158H156ZM200 156V155H199ZM7 157V158H8ZM12 157V156H11ZM31 156H29V159H32V158H30ZM35 157V156H34ZM53 158L54 157V154H53V156H50L49 158ZM65 157V156H64ZM95 157H96V154H95ZM167 157V158H166ZM198 157V156H197ZM211 157H213V156H211ZM217 157V156H216ZM16 158V157H15ZM14 157L12 158V159H15ZM73 158V157H72ZM110 158V157H109ZM109 158H106V159H108V160H110ZM113 158H115V157H113ZM112 158V159H113ZM153 158V157H152ZM161 158V159H162ZM214 158V157H213ZM12 159H11V161H12ZM29 159H27L26 160V154H24V151L22 152V154L20 155V159H18V162L17 163H15V165L9 170V172L6 174V177L8 178V182L5 180V182H7V184H6V186H7V189H5V190H7L8 191V189H9V194L4 190L3 192H6L7 194H4L5 196H2L1 198H0V204H1V202H6L5 204H8V208H11V209H7L6 211H10L9 213L8 212H5V214L6 215H3V216H0V222L3 224V226H4V232H3V234L1 235L2 236V239H3V241H4V243L6 244V247L8 246V249H10V251L9 252H7L6 250H5V246H4V244H3V246H0V248L1 249H4V252H5V255L3 254L4 252H1V249H0V264H66V262L68 261L67 260V258L69 259V258H71V257H67V258H65L64 256H68V254H66V250H65V248H63L64 246H65V243L63 242L64 240H66V241H73L74 239H76V240H79L80 241V243H79V245H80V247L81 246H83V247H88L89 249H91V250H93V251H96V252H99L100 254L101 253H108V252H110V251H112L113 252V250L114 251H117V250H119V238L120 237H118L120 234H122V231L123 230H121L122 228H119L118 226H120V224L117 226V222L118 221H121V219L120 218H118V217H120V214L121 213H123V211L121 212L120 210H122L123 208L125 209V207H121L122 205L121 204H119L120 202H119V199H118V196H120V193H119V187H120V182H121V177L123 176L122 175V173L125 171H123V169L121 168V170H122V172H121V174H120V168H119V166L122 164H120V162L119 161H121L120 160V158H119V160H117V161H115V160H111V161H113V163L112 162H108L109 164H115L116 162L118 163L119 162V166H117V164H115L114 166H112V168H111V171L108 173V171H106V172H104V171H102V172H100L99 173V175H97L96 174V180H98V182L99 183H102V185H103V187H106V188H109V189H111L112 188V192L113 193H110L112 196H109V195H106L104 192H103V190H101L102 191V193L100 192V191H98V190H100L99 188H91L90 186H93L92 184H91V181H93V182H95L94 181V179L90 176V178L92 179V180H90V181H87L89 178V176H87L86 175V177H87V180H86V177H84L83 175H81V171L80 172H78L77 171V173H78V175H79V173H80V176L82 177L83 176V178H81V181L82 180H84L85 182L87 181V182H90V184L88 183V185H85L84 183H80L79 182V179L76 177V176H74V175H68V172L71 170H69L66 174L68 175L67 176V178H62V177H66L65 175H61V173H63L64 174V170L61 172L60 170H59V172H61V173H58L57 172V170L55 171V172H52V173H50V170H49V172H47V171H45V168H44V170H43V168L41 167V162H40V164L41 165H38L39 163H37L36 162V160L35 161H32V160H29ZM35 159H37V157L35 158ZM55 159H57V158H55L54 157V159H52L53 161L55 160ZM94 159V158H93ZM104 159H105V157H104ZM8 160H9V158H8ZM26 160V161H25ZM51 160V161H52ZM61 160V159H60ZM67 160V159H66ZM86 160H87V158H86ZM98 160H99V158H98ZM188 160V159H187ZM206 160V159H205ZM234 160V161H233ZM16 161V160H15ZM37 161H39L38 159H37ZM44 161V160H43ZM49 161H50V159H49ZM88 161V160H87ZM87 161L85 162L86 164H87ZM197 161V162H196ZM203 161V162H202ZM8 162V161H7ZM7 162H5V163H7ZM45 162H46V160H45ZM100 162V161H99ZM101 162H102V160H101ZM107 162V161H106ZM105 162V163H106ZM190 162V161H189ZM190 162V163H191ZM10 163V162H9ZM56 163V162H55ZM54 162H52V164H54V165H52V166H55L56 164H55ZM60 163V162H59ZM65 163H66V161H65ZM70 163H72L71 162V160H70ZM82 163V162H81ZM89 163V162H88ZM201 163H202V166L205 164V167H202V166H200L201 165ZM204 163V164H203ZM207 163V162H206ZM2 164H4V163H2L1 162V164L0 165H2ZM48 164V163H47ZM62 164H63V162H62ZM90 164V163H89ZM100 164H102V163H100ZM6 165H8V164H6ZM10 165H13V162L10 164ZM26 165H28V167L29 168H31L33 171H34V175L33 174H30V171H26L25 170V166ZM51 165H49L48 167H50V168H52L51 167ZM64 165V164H63ZM63 165H61L60 166V168H62V166ZM70 165V164H69ZM106 165V164H105ZM9 166V165H8ZM66 166V165H65ZM64 166V167H65ZM83 167H84V165H82ZM82 166H80L81 167V169H84ZM90 166H91V169H92V165L90 164ZM188 166V167H187ZM2 167V166H1ZM7 167V166H6ZM56 167V169H59V166L57 165V166H55ZM58 167V168H57ZM70 167L72 168L73 166H72V164L70 165ZM110 167V166H109ZM120 167H122V166H120ZM150 167V166H149ZM203 169H202V168ZM8 168V167H7ZM66 168V167H65ZM95 168V167H94ZM105 168V167H104ZM4 169H5V167H4ZM48 169V168H47ZM54 170H55V168H53ZM52 169V171H54ZM88 169V168H87ZM101 169V168H100ZM99 169V170H100ZM5 170H8V169H5ZM66 170V169H65ZM93 170V169H92ZM92 170H91V172H92ZM0 171H3V169L1 170L0 169ZM83 171V170H82ZM94 171V170H93ZM4 172V174H5V172L6 171H3ZM3 172L1 173L2 175V177H4V178H2V179H6L5 178V176H4V174H3ZM59 174V175H61V178H60V176L57 174V173ZM86 172V170H84V172L83 173H85ZM146 172V171H145ZM162 172V173H161ZM32 173V172H31ZM54 173H56L57 174V176L56 175H54ZM71 172H69V174H70ZM126 173V172H125ZM85 174H87V173H85ZM84 174V175H85ZM124 174V173H123ZM0 176V177H1ZM94 176V175H93ZM139 176V175H138ZM154 176V177H155ZM71 177V178H70ZM134 177V176H133ZM156 177L154 178V180L156 179ZM70 179L71 180V182L73 183V182H75L76 184H80L81 185V187L83 188V189H86L88 192H90V193H92L93 195H95V196H97L98 197V195L100 194V196H101V199H102V201L101 200H98V201H101L102 203H101V207H98V203H97V198L95 199L96 200V203L95 202H93V201H95V200H93L92 202H91V200H88V202L90 201V203H88V202H84V199H82V198H85L84 196V192H83V195H82V190H80L79 192H81L80 194L78 193V190L81 188H77L76 186V189H78V190H76V193H78L80 196H82V197H80V196H74L75 195V193L73 194V192H70V190L69 189H71V188H69L68 189V193H65V192H63V191H61L62 189L60 188V186H61V182L63 181V183L65 184L64 186H66V184H68L67 182H68V180H65V179ZM127 178V177H126ZM2 179L0 180V182L2 183V185H4L3 184V182H4V180L2 181ZM109 179H111V180H109ZM143 179V178H142ZM62 180V181H61ZM65 180V181H64ZM67 181V182H66ZM156 181V180H155ZM4 182V183H5ZM66 182V183H65ZM105 182H107V184L105 183ZM124 182V181H123ZM139 182V181H138ZM96 184H97V181L95 182ZM95 183H94V185H95ZM141 183V182H140ZM16 184L18 185V186H20L21 187V189H22V191H21V193H20V195H19V197H20V199H21V201L22 200H24L23 201V204H25V206H27V208H23V206L21 205L22 203L21 202H19V201H17L15 198H16V196H17V193L14 195L13 194V189L15 190V188H13V187H16L17 188V192H18V187L16 186ZM69 184H70V182H69ZM75 184V185H76ZM1 184H0V188L1 187H3ZM71 185V184H70ZM140 185V184H139ZM155 185V184H154ZM68 186V185H67ZM96 186V185H95ZM94 186V187H95ZM100 186H101V184H100ZM79 187V186H78ZM97 187V186H96ZM102 187V188H103ZM154 187V186H153ZM62 188H63V190H64V188L65 187H63V185H62ZM144 188V187H143ZM155 188V187H154ZM96 189H98V190H96ZM104 189V188H103ZM153 189V188H152ZM0 190H2V189H0ZM71 190H73V189H71ZM106 191L108 190V189H105ZM122 190V189H121ZM163 190V189H162ZM65 191V190H64ZM67 191V190H66ZM16 192V191H15ZM75 192V191H74ZM150 192H155V190L153 191H150ZM159 192L158 191H156V194H154V195H151V196H155V195H157V194H159ZM0 193H1V191H0ZM70 193H71V196H70ZM2 194V193H1ZM73 194V195H72ZM77 194V195H78ZM150 194H152V193H150ZM7 195V196H6ZM87 196H89V198L91 197L90 195H89V193L88 194H86ZM122 195V194H121ZM86 196V197H87ZM123 196V195H122ZM19 197H17L18 198V200H19ZM76 197H78V198H76ZM150 197V196H149ZM155 197H160L159 195H157V196H155ZM154 197V198H155ZM194 197V198H193ZM208 197H209V199H208ZM210 197H211V199H210ZM214 197V199H212ZM92 198V197H91ZM153 198V197H152ZM154 198L152 199V200H154ZM161 198V197H160ZM81 199V200H80ZM86 199V198H85ZM98 199H100V198H98ZM128 199V198H127ZM13 200H16L15 202H16V204L18 203H21V204H15L14 203V201ZM43 200H45L44 202H43ZM86 200V201H87ZM133 200V199H132ZM156 200H158L157 198H156ZM155 200V201H156ZM13 201V202H12ZM121 201V200H120ZM8 202V203H7ZM70 202H71V210H70V208H69V210L71 211H68V210H63L64 209V207H66V205H70ZM11 203H14L15 205H16V207H14L13 208V206H11V205H9V204H11ZM100 203V202H99ZM156 203H158V201H156ZM160 203V202H159ZM158 203V205H160ZM61 205V207H63V208H61L62 210H60V209H58L56 206L57 205ZM89 204H90V206H89ZM95 204V205H97V208H101V211L100 212H102L103 210H104V212H102V213H105V215L107 214V216L106 217H104V216H102V213H100V212H98V211H95L96 209H92L93 207V205ZM155 204V203H154ZM221 206V209H223L224 208V210L222 211H220V209H219V205ZM4 205V204H3ZM103 205V206H102ZM121 205V206H120ZM10 206V207H9ZM30 206V207H29ZM217 206H219V207H217ZM5 207V206H4ZM7 207V206H6ZM102 207H103V209H102ZM120 207L122 208V209H120ZM218 209H217V208ZM0 208H2V207H0ZM131 208V207H130ZM133 208H134V206H133ZM152 209H153V206L151 207ZM156 207H154V209H155ZM159 208V207H158ZM164 208V209H165ZM3 209H5V208H3ZM2 209V210H3ZM65 209H67V208H65ZM123 209V210H124ZM218 211H217V210ZM1 209H0V211H2ZM98 210H100V209H98ZM157 210V209H156ZM77 211H78V213L80 212V214H81V212H83L84 211V213H86V214H89L91 217L93 216V219L95 218V217H97L96 219V221H94L95 222V227H96V230H95V228H94V230L92 229V233H91V235H87L86 236V234L85 233H82V231H81V228L83 227L82 225H84L83 223H85V219L83 220L82 218H83V216L84 215H82V217H81V219L83 220V222H81L82 220H80V222H81V224L80 223H78V219H77V217H79V215L78 216H76V214H77ZM150 211V210H149ZM153 211H155V210H153ZM220 211V212H219ZM125 212V211H124ZM128 212V211H127ZM135 212V211H134ZM152 212V211H151ZM1 213V212H0ZM2 213H3V211H2ZM8 213V214H7ZM41 214L40 215V217H39V215L38 214ZM100 215H99V214ZM153 214H151L152 216L154 215V213H156V211L155 212H152ZM157 213H160L159 211L157 212ZM157 213H156V215H157ZM4 214V213H3ZM85 214V215H86ZM145 214V213H144ZM163 214V213H162ZM2 215V214H1ZM88 215V216H89ZM104 215V214H103ZM81 216V215H80ZM102 216V217H101ZM159 216V214L156 216V217H158ZM160 216H163V215H160ZM165 216V215H164ZM167 216H165V218L167 217ZM39 217V218H38ZM111 217V218H110ZM121 217H122V214H121ZM65 218L66 219H68L70 222H71V226H69L68 224H70V222H68L67 220V222L66 221H64L65 220ZM80 218V217H79ZM116 218H118V219H116ZM153 218V217H152ZM120 219V220H119ZM148 219V218H147ZM155 219H159V218H155ZM160 219H162V217L160 218ZM78 220V221H77ZM88 220V219H87ZM112 220V221H111ZM116 220V221H115ZM149 220H152V219H149ZM166 220H167V218H166ZM156 221V220H155ZM159 221V220H158ZM163 221V220H162ZM173 221H172V223H173ZM184 221V222H183ZM154 222V218H153V220H152V223ZM157 222V221H156ZM160 222V221H159ZM176 222V221H175ZM176 222V223H177ZM87 223V222H86ZM121 223V222H120ZM150 223V222H149ZM164 223H166L167 224V222L164 220ZM182 223H180V225L182 224ZM206 223H204V224H206ZM228 223H231V224H228ZM233 223H235V224H233ZM236 223H239V224H236ZM154 224V226H155V222L153 223ZM165 224V226H167V225H171V223L170 224H167L166 225ZM185 224V223H184ZM182 225V226H184L183 228H185L186 226L185 225ZM210 224V225H211ZM219 224V225H218ZM223 224V225H222ZM159 225H160V223H159ZM174 225H176L175 223L173 224V226ZM180 225H178L177 227L179 228L180 227ZM193 225V224H192ZM200 225V224H199ZM219 226V229L221 228L222 230H220L219 231V229H218V226ZM220 225H221V227H220ZM249 225H250V227H249ZM86 226H88L87 224H86ZM169 226H167V227H169ZM172 226V225H171ZM171 226H170V230H169V232H171ZM182 226H181V228H182ZM189 225H187V227H188ZM203 225L201 224V227H202ZM223 226V227H222ZM121 227V226H120ZM125 227V226H124ZM123 227V228H124ZM160 227H161V225H160ZM176 227V226H175ZM174 227V228H175ZM194 227H196V226H194L193 225V228ZM206 227V226H205ZM213 227H212V229H213ZM236 227V226H235ZM85 228V227H84ZM86 228H88V227H86ZM85 228V230H87ZM151 228H153V227H151ZM155 228H156V226H155ZM155 228H153L154 230H156ZM163 228V227H162ZM165 228V227H164ZM173 228V227H172ZM175 229L174 231H176V230H178V231H180L179 229ZM192 228V227H191ZM199 229H198V231L201 229L200 227H198ZM207 228V227H206ZM206 228H205V231H206ZM169 228H167V229H165V230H168ZM186 229V228H185ZM185 229H182L183 231L185 230ZM197 228H194V230L193 231H195ZM217 229H218V231H217ZM232 229V230H233ZM248 229H250L249 231H247ZM120 230H121V232H120ZM153 230V232H155ZM182 230H181V232H182ZM176 232V233H181V232ZM188 231H191V233H194V235H197V234H195V232H192V229L190 230V228H189V230ZM203 231H204V227H203V230H202V234H203ZM238 231V230H237ZM241 231V232H240ZM165 233H166V231H164ZM168 232V233H169ZM185 232V231H184ZM187 232V231H186ZM197 232V231H196ZM200 232H201V230H200ZM209 232V231H208ZM215 232V231H214ZM88 233V232H87ZM161 234L162 232H160V229H159V231L158 232H156V234ZM175 233V232H174ZM176 233L174 234V235H176ZM190 232H188V234H189ZM206 233V232H205ZM210 233L212 234V232L210 231ZM223 233H221L220 235H223ZM232 233V234H231ZM85 234V235H84ZM152 234V233H151ZM158 235V236H161V237H164V233H163V235L161 234V235ZM172 235V232L171 233H169V235ZM177 234V235H178ZM185 234V233H184ZM200 235H201V233H199ZM260 234H261V236H260ZM168 235V236H169ZM180 235V238H181V235L182 234H179ZM178 235V236H179ZM192 235V234H191ZM192 236L193 238L195 237V236ZM206 236H207V233L205 234ZM165 236H167L166 234H165ZM178 236H176V238H179ZM186 236V235H185ZM184 236V237H185ZM205 236V237H206ZM213 236V235H212ZM211 236V237H212ZM260 236V237H259ZM161 237H159V238H161ZM169 237H171V236H169ZM197 238H198V236H196ZM201 237V236H200ZM209 237H210V235H209ZM210 237V238H211ZM228 239V241H226V239ZM167 238V237H166ZM183 238V237H182ZM187 239H188V235H187V237H186ZM191 237H189V242H191L192 241V239L193 238H191ZM196 238V239H197ZM204 238V237H203ZM213 239H214V237H212ZM122 239V238H121ZM161 239H163V238H161ZM207 240L206 241H208V244H209V242H211V240L209 241V239H208V237L206 238ZM213 239H212V242H213ZM89 240H90V242H92V243H88L89 242ZM172 240V239H171ZM170 240V241H171ZM185 240V239H184ZM215 240V239H214ZM221 240H225V242H223L222 243V241ZM18 241H20V244L18 243ZM63 242L64 243V245H61L62 247H59V246H57V244L59 245V242ZM88 241V242H87ZM108 243H107V242ZM178 241V240H177ZM180 241V240H179ZM178 241V242H179ZM183 240H181V242H182ZM202 241V240H201ZM216 241V242H217ZM0 242L2 243V240H0ZM158 242V241H157ZM175 242V241H174ZM180 242V243H181ZM188 242V241H187ZM186 242V243H187ZM193 242V241H192ZM191 242V243H192ZM195 242V241H194ZM192 243V248H193V246L194 245H197L198 246V244H195V243ZM197 242H198V240H197ZM211 242V243H212ZM37 243H41L42 245H40L41 246V248H42V252L40 251V252H37V249H34V247L36 248V247H38L39 248V246H36V245H38ZM127 243V242H126ZM167 243H168V241H167ZM176 243L177 242H175L174 244L176 245ZM180 243H178V244H180ZM186 243H185V245H186ZM190 243V244H191ZM200 243V242H199ZM203 243V242H202ZM252 243H254L255 244V246H253L252 245ZM91 244V245H90ZM92 244H94V245H92ZM177 244V245H178ZM190 244L188 243L187 244V247L185 246V248L186 249H188L189 248V246H190ZM213 244H215V242H213ZM258 244V245H259ZM22 245V247H20ZM121 245H123V244H121ZM153 245V244H152ZM152 245L150 246V247H152ZM171 245H172V243H171ZM174 245V246H175ZM205 245H207V244H205ZM251 245L255 248H251ZM19 246V247H18ZM23 246L25 247L24 249H22L23 248ZM43 246V247H42ZM158 246V245H157ZM156 246V247H157ZM170 246V245H169ZM173 246V247H174ZM179 246V245H178ZM183 246V245H182ZM203 246H204V244H203ZM202 246V247H203ZM210 246V245H209ZM220 246H221V248H220ZM260 246H259V248H260ZM16 247V249H13V248H15ZM69 247V246H68ZM82 247V248H83ZM123 248L125 247L124 245L122 246ZM154 247H155V244H154ZM154 247H152V249L151 250H154ZM173 247H171L172 248V250H173ZM180 247V246H179ZM191 247V246H190ZM40 248V249H41ZM129 248V247H128ZM166 248V247H165ZM184 248V247H183ZM182 247H181V249H183ZM250 248V249H249ZM261 248V249H262ZM39 249V250H40ZM67 249V248H66ZM176 249V248H175ZM178 249V248H177ZM176 249V250H177ZM180 249V248H179ZM180 249V250H181ZM191 249V248H190ZM190 249H188V251L190 250ZM194 249H200V248H193V250ZM203 249V248H202ZM201 249V250H202ZM204 249H205V247H204ZM208 249H209V247H208ZM263 249H262V251H263ZM38 250V251H39ZM69 250V249H68ZM122 250V249H121ZM145 250V249H144ZM163 250V249H162ZM175 250V251H176ZM185 250V249H184ZM193 250H191L190 252H192L193 253ZM82 251H84V250H82ZM81 251V252H82ZM131 251H133V250H131ZM155 251L156 250H154V251H152V252H154L155 253ZM158 251V250H157ZM174 251V250H173ZM172 251V252H173ZM178 251V250H177ZM186 251V250H185ZM207 251V250H206ZM205 251V253H207ZM73 252V251H72ZM80 252V251H79ZM85 252V254L84 255H86V251H84ZM147 252V251H146ZM160 252V251H159ZM180 252V251H179ZM194 252H196V250L194 251ZM256 252V251H255ZM264 252V251H263ZM121 253V252H120ZM149 253L151 254V252L149 251ZM163 253V252H162ZM168 253H170V251L168 252ZM178 253V252H177ZM188 252L186 251V254H187ZM204 253V252H203ZM204 253V254H205ZM257 253L259 254V253H261V250H260V252L257 250ZM66 254V255H65ZM71 254V253H70ZM92 254V253H91ZM123 254H124V252H123ZM131 254H133V253H130V255ZM145 254H147V253H145ZM179 254H182V251H181V253H179ZM183 254H185L184 252H183ZM189 254V253H188ZM191 254V253H190ZM189 254V255H190ZM194 254V253H193ZM197 256H192L194 259L197 257L198 258V255H200V251H198L197 253H195ZM248 254V253H247ZM263 254V253H262ZM82 256V254H81V258L82 257H85V256ZM102 255V254H101ZM143 255V254H142ZM170 255H173V254H170ZM192 255V254H191ZM191 255L190 256H188V258H187V256H186V259H187V261H188V259H190V257H191ZM220 255H222L223 256V258L220 256ZM249 255V254H248ZM253 255H256L255 253L253 254ZM72 256V255H71ZM77 256V255H76ZM91 256V255H90ZM93 257H95L94 255H92ZM99 256V255H98ZM154 256V255H153ZM168 256H169V254H168ZM175 256V255H174ZM174 256H172V258L174 259V260H178L177 258H176V256L174 257ZM180 256V255H179ZM182 256H184V255H182ZM220 257V258H222L223 260L224 259H226L225 261L226 262H221L220 261V259L219 260H216V259H218L217 257ZM250 256L248 257L249 259H250ZM257 256V255H256ZM254 257V258H257V257ZM260 256H261V254H260ZM79 257V256H78ZM87 257V256H86ZM101 257H103V256H101ZM99 258L100 260L102 259V258ZM130 257H132V256H130ZM158 257V256H157ZM167 257V256H166ZM165 257V258H166ZM170 257V256H169ZM191 257V258H192ZM201 257H202V255H201ZM247 257V256H246ZM73 258V257H72ZM95 258H97V257H95ZM107 258V257H106ZM108 258H109V254H108ZM112 258H113V254H112ZM129 258V257H128ZM168 258V257H167ZM185 258V257H184ZM192 258V259H193ZM196 258V259H197ZM242 258V257H241ZM258 258H260V257H258ZM76 259H79V258H74V260H76ZM93 259V258H92ZM104 259V258H103ZM161 259H162V257H161ZM161 259H159V260H161ZM179 259H182V257H179ZM185 259V260H186ZM193 259V260H194ZM195 259V260H196ZM245 259V258H244ZM253 259V258H252ZM252 259H250L251 261H252ZM67 260V261H66ZM70 260V259H69ZM72 260V259H71ZM110 261L112 260L113 262H114V260L113 259H109ZM132 260V259H131ZM157 260V259H156ZM169 260V259H168ZM173 260V261H174ZM185 260L183 261V262H181L180 260H178L177 262H181V263H185ZM234 260H240L239 262H235ZM256 260V262H257V260L259 261V259H253V261H255ZM94 261H96V259L94 260ZM93 261V262H94ZM99 261V260H98ZM106 261V260H105ZM142 261V260H141ZM140 261V262H141ZM158 261V260H157ZM172 261V260H171ZM186 261V262H187ZM190 261H191V259H190ZM197 261V260H196ZM198 261H199V259H198ZM246 261L247 262H249L248 261V259H246ZM76 262V261H75ZM75 262H72V261H70V264H76ZM79 262H81L80 260H79ZM103 263H105V264H108V263H106V262H104V260L102 261ZM112 262V264H116V263H113ZM129 262V261H128ZM133 262V261H132ZM136 262V261H135ZM138 262V261H137ZM164 262H166V260L165 261H163L162 263L163 264H165ZM176 262V261H175ZM174 262V263H175ZM193 262V261H192ZM195 262V261H194ZM193 262V263H194ZM246 262V263H247ZM255 262V263H256ZM264 262V261H263ZM98 263H100V262H98ZM169 263V262H168ZM189 263H191V262H189ZM244 263H245V260H244ZM243 263V264H244ZM77 264H79V263H77ZM93 264V263H92ZM101 264V263H100ZM140 264V263H139ZM150 264V263H149ZM152 264V263H151ZM156 264H158V263H156ZM159 264H161V263H159ZM178 264H180V263H178ZM186 264V263H185ZM192 264V263H191ZM241 264V263H240ZM249 264V263H248ZM251 264H254L253 262L251 263ZM259 264H261V262L259 263Z\"/></svg>",
    "mask_w": 264,
    "mask_h": 264
}]
</instances>
